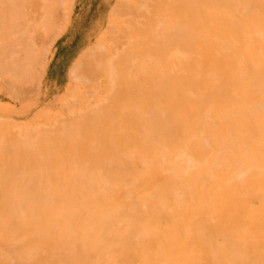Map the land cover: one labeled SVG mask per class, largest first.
Listing matches in <instances>:
<instances>
[{"label":"rangeland","instance_id":"rangeland-1","mask_svg":"<svg viewBox=\"0 0 264 264\" xmlns=\"http://www.w3.org/2000/svg\"><path fill=\"white\" fill-rule=\"evenodd\" d=\"M69 1L70 0H60V2H59V6H57L58 8V11H56V13H57V15H56V13L54 14L55 16H54V22L52 23V24H50V25H48L47 26V23H45V22H43V19L41 20V19H38V24H40L39 23V21H41V24L42 25H44L43 26V28H42V26H40V28L39 27H36L35 26V33L37 32V31H39V32H37V34H38V36H37V38H38V40H36V43H35V40L34 39H36L35 37L34 38H32L31 39V37H30V40H31V42L30 41H28V44H30L29 46L31 47V49L34 51V57H24L23 55H20V56H22V57H20L19 56V53H18V51L17 50H21V48H22V46L20 45V47L18 48V47H16V45H15V47H16V49H13V50H15V52L16 53H18V56H15V55H17V54H14L13 55V53L12 52H14V51H9L8 53L7 52H5L4 50V53L3 52H1L0 53V60L2 59V61H1V63H0V76H2V77H0V118H3L2 120H8V119H12V122L15 124V126H16V123L19 125L20 123H18V121L21 119V121H24L26 124H24V122H21V121H19V122H21V124L20 125H22L23 127H25V130L24 129H22V130H24L25 132H27V130L28 131H32V130H34L35 131V135L36 134H42L43 132H44V130H45V132H47V134H49V132L48 131H46L47 129L48 130H51L55 125L54 124H56L57 122H58V127H62L63 126V133H62V128H61V132L58 130V129H60V128H57V131L56 132H58V133H60V135H58V136H62V135H68V134H65V133H69V131L68 130H70V132H71V129H72V131H74V129H75V131L74 132H71V133H69V134H73V135H70V137L71 136H73L72 138H70V137H68V138H70V139H66V136L64 137V138H61V137H58V136H56L55 138L56 139H54V134L53 135H51V137H48V135H47V138H45L46 140L47 139H49V138H51V139H53V140H51V139H49L48 141L49 142H47V141H45L44 139V143L43 144H38L39 142H40V138H38V140H37V136H35L34 134L32 135V136H30L29 134L31 133H27L28 134V137H27V134L26 133H24V131H21V129L19 130L18 128H16V129H18L19 130V132H23L24 134H22V133H19L18 132V130H17V132H16V130H14L11 126L13 125V123H12V125H10L11 123V120H9L10 122L8 123L10 126H7L8 127V129L10 128V131L11 132H8V133H11L12 134V132H14V133H17V134H15V136H16V138L18 137H22L23 135H25L26 134V136L25 137H27V139L28 140H25V137H22L21 139H23V141L25 140L26 142L24 143L21 139H20V141H22V146L19 144V146L21 147L20 149L19 148H17V146L15 145V144H17V142H15V141H12V139H13V137H14V135L12 136L11 134H7V132H3V127H6L5 125H1L0 126V129H1V127H2V129L0 130V135H2V134H6L8 137H12V139H11V141H12V144L10 143V145L12 146H16V148L15 149H13V152H16L17 154V156L18 157H15V159L13 160L12 158V160H13V166H12V168H13V170L14 171H16V172H18V173H20V175H21V173L23 174V179H25L26 181H28L25 185H23L26 181H24V182H22V183H20L19 182V180H17L16 182L17 183H15L14 181H8V184H7V188H5L4 186H3V188L2 189H5L3 192H1L0 193V195H1V197H0V203H4V202H7V201H9V202H12V201H16V200H19V199H22V200H24V198H28V200H30L31 198H34V200L36 199V201L40 204V203H42L41 201H43V202H47V200H44V198H43V196H42V198L38 195V194H36L38 191L36 190L37 188H38V185L40 186H42V184H43V186H46V188H51V190H52V194H51V196L52 197H60L59 198V201H58V199L57 198H55L53 201H52V205L51 206H57V208L59 207L60 209H62V210H60V212H58L59 214H57V215H59V218L61 219L62 218V220H60V223H59V225H57V226H62V224L61 223H64V221H66V224L69 222V224H67V225H65L66 227L67 226H69V225H71V221H72V219H73V217H72V214L71 213H69L66 209L67 208H69V205L71 204V205H73V206H75V205H78V206H81V204L82 205H86L85 203L86 202H88V201H90V199H91V201L90 202H92V201H95L94 203H96V205L97 206H106L107 207V205H108V209L110 208V210L111 209H115V210H118L119 208H120V211H121V213L120 214H122V215H120L119 214V219H118V221H119V223L121 222L122 224H123V226H122V224L120 223L119 225H117V223L118 222H116V226H119L120 227V225H121V228H119L118 227V229H119V234H120V232L121 233H125L126 231H130V224L132 223L131 222V220H133L134 222H137L136 224H134V225H136V226H140V228H139V226H138V228L139 229H142V228H144V230H147V231H149V233L150 234H152V232L154 233L152 236H154L155 234H157L158 233V236L157 235H155L156 237H155V240L153 239V242H154V245L153 244H148V246H147V250L145 249V252L143 251L144 249H142V248H137V250H134V251H130L128 254H126V255H121V256H124L123 258L122 257H120L119 259H120V261H119V259L118 260H115V259H117L119 256H120V254H123V253H119V254H116V252L118 253V251L117 250H114L115 248V245H114V243H112L113 245H114V247L112 246V244H111V250H112V247H113V250L115 251H109L110 252V254H109V252H107L106 254L105 253H103V254H100V255H97V256H99V258L101 259H99L98 257L97 258H95V257H93V255L92 256H90V257H92V258H90V260L88 259V257H87V259H84V260H82L81 262H83L84 264H86V261H87V263H88V260L89 261H92V259H93V261H92V263L91 264H93V263H95V264H130V263H132V264H138V262H140L141 261V259H139V260H135V259H133V260H131L132 259V257L138 252V251H141L142 252V254H143V257H145V258H147L148 259V257H149V259H148V262L146 263V264H156L157 262V264H175L174 262H170V260L168 259V258H172V253H174V252H176L177 250H182V247L184 246L183 245V242H184V240H186V237H185V235L183 234V232H179V231H175L174 229H173V227H175L176 225H180V230H182V228H183V226L184 225H186L187 226V228H188V230H192V229H194V226H192L195 222H198L197 220H195L193 217H190V211L191 210H193V211H197L200 207H199V205L201 204H203L202 206L203 207H210V205L213 203L212 201H214V195H215V192H218V191H216L217 189H218V187L220 188V185H221V183H223L224 181V183L222 184V187H221V189H223V190H225L224 189V187H225V183H226V180H227V185H229V186H232L233 184L235 185V181H236V184H239V182H241V180H244L245 179V177H247L248 175V173H247V171H246V163L244 162H237V163H235L234 165H232V167H229V168H227V169H219L220 168V165L216 168L218 171H221V172H218L216 169H215V171L216 172H218L219 174H207L208 176H209V178H207L208 176L206 175V176H204L203 178H202V176L201 177H199L198 179L196 178H194L195 176L194 175H196V171H200V169H201V167H202V169H203V166L205 167V165H207V162H209V163H211V162H213L214 163V165H213V167L215 166V163H216V161L219 159V158H222V157H224V159H225V154H222V149H224V148H227V149H229V151L232 153V152H234L232 155L234 156V157H237L238 156V150H239V147H237L236 146V143L233 141V140H231V138L233 137L230 133H231V128H228V127H230L229 125H227V121H232L236 116V114H240L241 112H242V110H245V111H252L254 114H256L258 111L260 112V115H261V113H262V117H263V119H264V109L263 108H261V106L260 105H262V106H264V103H262V102H264V92L262 91V89L264 90V82H263V80H264V77H262V78H259V80H255V78L256 79H258V76H257V73L258 74H260V72L258 71H256L255 69H260L261 67L258 65L257 66V64H255V65H252L251 63V66H253V67H251L250 68V66L249 65H247L246 67H247V69L246 70H248V71H246V73H245V81H244V84H243V86H242V88L240 87L239 88V86H237L238 85V82H235V84H236V86H233V85H231L230 87H231V89H230V87L229 88H227V89H225L224 88V90L222 89V92H221V94L220 93H217V95L218 94H220V95H222V94H225V95H222L221 97H220V95H218V97L215 95V93H214V98H216V99H214V98H212V96H213V93H210V94H212V95H209V98H208V100L209 101H211V102H209L208 100H207V98L205 99L204 97H206V95L208 96V93H206V92H202V93H204V95H203V97H198L199 98V100H197V99H195L196 97H195V95L196 96H198V93H199V95L200 96H202V93H201V90L199 89V90H194V92H196V93H194L192 90H190V91H188V92H182L181 94L183 95V97H182V99H181V96L182 95H180L179 96V94H180V91L177 89L176 90V88H178L179 87V84H180V81H181V78L179 77L181 74H182V72H181V74H178L179 72V70L180 69H182V67L181 68H179V70L177 71V74H175L174 75V73H176V72H174L173 73V75L176 77L175 79H173V78H171V80H170V77H169V75L170 74H172L171 72H173L174 71V66L172 67V68H174V69H171L172 71H170L169 72V70H167L169 67H171L172 65H174V64H177L178 65V67H180V66H182V65H180L179 66V61H177L179 58L178 57H181L182 56V54H184V53H186L187 54V56H189L190 55V53L188 54L187 52H185V49H184V47L183 46H177V47H175L174 45H175V43H178L177 41H175V43L174 44H172L171 46V48L169 49V48H165V44L164 45H162L161 46V44L162 43H158L157 42V40H156V38H154V39H151V38H145V37H148V35L150 36L151 35V33H150V31H152L153 29H154V27H153V25L152 24H148L149 25V27L151 26V28H149L150 30L148 31L147 29V27L146 26H144V27H142L143 25V23L145 22V23H150L151 21V16H152V10L151 9H154V10H156L157 8L156 7H158L159 5L161 6V1L163 2L164 0H157L158 2H159V5L157 6L156 4H154V2H157L156 0L155 1H153V4L155 5V7H151L150 8V10H146L147 8H145L144 6H146V7H148L146 4L148 3V5H150L151 6V4L149 3V0H145V1H143V3L144 2H146V3H141V2H139L138 0H75V3H74V7H73V9H72V11L71 12H68V10H69V6L70 5H68L69 4ZM118 1V2H117ZM151 2H152V0H150ZM66 2H68V4H66ZM77 2V3H76ZM115 2V3H114ZM116 2H117V4H116ZM167 2V1H166ZM60 3H62V4H60ZM65 3V4H64ZM112 3V4H111ZM113 3H114V5H113ZM103 4V5H102ZM106 4V5H105ZM115 4H116V6L117 7H121L122 9H120L121 11V13L120 12H118V14H120V15H118L117 13V16L114 14V16H113V14L111 15V17H112V19H111V17L109 16L110 15V13H111V11H109V10H111V9H113V8H115L116 6H115ZM132 4V5H131ZM143 4V5H142ZM119 5V6H118ZM125 5H127V6H129L130 7V5L131 6H135L136 7V10H135V7L133 6V7H130L131 9H132V12L133 13H131V14H133V15H130V11H128V10H131V9H127L126 8V6ZM163 5V7H165V5H167V3L165 4V2H164V4H162ZM115 6V7H114ZM142 6L144 7V9L148 12V13H151V15H148L147 13L144 15V17L143 18H145L146 19V21H144V22H142V20H140V22L141 23H139L137 20H139V19H141L140 17H139V19H138V16H136L137 14L139 15V13H137L139 10H137V9H139L140 7H141V9H142ZM149 6V7H150ZM105 7V8H104ZM125 7V8H124ZM148 7V8H149ZM163 7H160V8H162V9H158L159 10V12L162 10L163 11ZM77 8V9H76ZM80 8L84 11V15L85 16H82V18H83V23L84 24H81V26L79 27V29H78V34L77 35H75V37H71V40H69L68 41V34H69V31L71 30V28H72V26L73 25H78L81 21H80V19H81V15H82V13H80ZM156 8V9H155ZM124 9V10H123ZM126 9V10H125ZM133 9H134V11H133ZM75 10V11H74ZM102 10V11H101ZM110 13H109V12ZM129 12V13H127V12ZM136 11V12H135ZM141 11V10H140ZM143 11V10H142ZM74 12V13H73ZM101 12V13H100ZM145 12V11H144ZM155 12V11H154ZM157 12V11H156ZM70 13H71V15H70ZM98 13V14H97ZM137 13V14H136ZM143 13V12H142ZM157 14H159V13H157ZM156 14V15H157ZM248 15L249 14H251V13H247ZM88 15V16H87ZM160 15H161V17L160 18H162V13H160ZM67 16H70V21L68 22V24H67V22H66V20H67ZM120 16H122V17H120ZM124 16V17H123ZM141 16V15H140ZM146 16V17H145ZM115 17V18H114ZM2 19L3 18H6V16H2L1 17ZM63 18V19H62ZM97 18V19H96ZM110 18V19H109ZM105 19V20H104ZM110 21H109V20ZM128 19H133L132 21H133V23H132V21H130V24H126L125 25V23H127V22H129L128 21ZM7 20H8V18H6V20H3V22L4 21H6V23H7ZM96 20V21H95ZM137 22H136V21ZM161 20V19H160ZM45 21H46V19H45ZM62 21V22H61ZM108 23H107V22ZM122 21H124V23L122 22ZM150 21V22H149ZM3 22H1L2 24H3ZM106 22V23H105ZM0 23V26H2V24ZM5 23V22H4ZM94 23V24H93ZM119 23V24H118ZM135 23V24H134ZM137 23H139V24H137ZM65 24H67L68 25V27L67 28H65ZM90 24V25H89ZM131 24H134L135 26H132ZM137 24V25H136ZM104 25V26H103ZM122 25H125L126 26V28H128V30L129 29H131L130 30V32L128 31V30H126L125 32H128V33H125V32H123L122 31V28H123V26ZM129 25V26H128ZM141 26V27H139V29H138V26ZM38 26V25H37ZM52 26V27H51ZM94 26H95V28H94ZM114 27L115 28V30H113L114 28H110V27ZM136 26H137V29H138V31H137V29L135 30V31H137V32H134V28H136ZM4 29H6L4 26H2ZM2 27H1V29H2ZM98 27H100V28H98ZM118 27V28H117ZM122 27V28H121ZM153 27V28H152ZM65 28V29H64ZM93 28V29H92ZM104 28V29H103ZM110 28V30H108ZM116 28H117V31H116ZM145 28H147L146 30H145ZM0 29V30H1ZM38 29H40V30H38ZM95 29V30H94ZM98 29V30H97ZM118 29H120V30H118ZM141 29V30H140ZM142 29H144L143 31H144V33H146V36L144 37V38H142V36L144 35V33H143V35L141 36V32H143L142 31ZM32 30H33V28H32ZM42 30H43V33H42ZM93 30V31H92ZM103 30V31H102ZM124 30V29H123ZM132 30H133V32L134 33H132ZM3 31V30H2ZM111 33H110V32ZM112 31H116V32H120L119 34H118V36L116 37V35H117V33H116V35L115 34H113L112 33ZM147 31V32H146ZM153 31H155V29L153 30ZM153 31H152V33H153ZM13 32V31H12ZM55 32V33H54ZM149 32V33H148ZM6 33H9L8 31L6 32ZM31 33V32H30ZM32 33H33V31H32ZM31 33V34H32ZM34 33V34H35ZM42 33V34H41ZM58 33V34H57ZM61 33V34H60ZM94 33H96V35L94 34ZM137 33V34H136ZM148 33V34H147ZM4 34V33H3ZM1 32H0V35H3ZM12 34V33H11ZM11 34H9V35H11ZM21 34V33H20ZM19 33H18V35L19 36H21ZM28 34V33H27ZM26 34V35H27ZM36 34V35H37ZM62 34H63V36H62ZM101 34H106L105 35V38H104V42H103V47L102 46H100V49H98L97 50V52L99 53L100 51H102V49H103V51L105 50L106 52H104V53H106V55L105 56H107V54H108V56L107 57H104V56H101L102 58H104L105 60H107V59H109L110 57H111V54L113 53V55L112 56H114V55H116V57L117 58H115V56H114V58H110V60L112 61V62H110L111 64H110V66H111V68H112V66H113V68L111 69V70H116V71H112L111 73L110 72H108L107 71V69L108 70H110L108 67V64L109 63H107V61H109V60H107L106 61V63H104V59H100V60H98V61H100L101 63H99L100 64V66H101V64H102V67H103V65H105L103 68H101V74L99 73V68H100V66H98V67H96V68H98L97 69V76L96 75H94V77H92L91 76V71H90V69L92 68V64L91 63H93V64H97V62L98 61H96V59H95V54H93V56L94 57H91V55H89L90 56V58H93V59H88V60H90V63H88V64H90L91 66H89L90 67V69L88 68V70H86L87 69V67L86 66H88L86 63V66H84L85 64H81L80 62H81V57L83 56V54H84V51H86V49H88V47L89 46H92L93 44H95L96 43V40H97V38H98V36L97 35H101ZM130 34V35H129ZM134 34V35H133ZM136 34V35H135ZM138 34H140V35H138ZM9 35H7V36H9ZM40 35V36H39ZM46 35V36H45ZM52 37H51V36ZM55 35V36H54ZM122 35V36H121ZM140 36L141 37V39H138V38H140V37H138V36ZM6 36V38H8ZM11 36H14V34L13 35H11ZM16 36V35H15ZM15 36L13 37V38H15ZM27 36H29V35H27ZM33 36H35V35H33ZM87 36V37H86ZM121 36V37H120ZM130 36H132L131 38H129ZM2 37V36H1ZM0 37V38H1ZM26 37V36H25ZM83 37H85V38H83ZM93 37V38H92ZM123 37V38H122ZM125 37V38H124ZM134 37H137V39L136 38H134ZM151 37V36H150ZM3 38V37H2ZM5 38V40H7ZM11 38V37H10ZM78 38V39H77ZM92 38V39H91ZM130 39V40H127V39ZM4 39V38H3ZM48 39V40H47ZM64 39V40H63ZM83 39H90L88 42H87V44H86V42L84 43V44H86V45H84L82 42H83ZM131 39H132V41H131ZM133 39H135V40H133ZM8 40H9V38H8ZM14 40V39H13ZM34 42H33V41ZM62 40V41H61ZM110 40V42L112 43V46L111 47H109V45H111L110 44V42H108V41ZM143 40H145V42L143 41ZM146 40H147V42H146ZM150 41V43H152L153 42V44H151V45H157V43H158V45H157V49L156 48H154V46H151L150 45V43H149V41ZM152 40H154V41H152ZM15 41H16V38H15ZM129 41H131V42H129ZM137 41V42H136ZM1 43H0V48L3 46V47H6V46H8L7 44H6V46L5 45H3V44H5V43H8V42H5L4 43V40H1L0 41ZM10 42H12V40L10 39ZM30 42V43H29ZM39 42V43H38ZM134 42H136V44L134 43ZM156 42V43H155ZM13 43V42H12ZM82 43V44H81ZM109 43V44H108ZM137 43L138 44H140L139 46L137 45ZM144 43H147L146 45H143ZM11 43H9V45H10ZM14 44V43H13ZM12 44V45H13ZM149 44V45H148ZM88 45V46H87ZM125 45V46H124ZM130 45V46H129ZM136 45V46H135ZM123 46H124V49H123ZM142 46V47H141ZM149 48H148V47ZM163 46H164V49H163ZM190 46L191 45H189L188 47L190 48ZM2 47V48H3ZM14 47V48H15ZM30 47H29V50L27 49V47L25 46V48H24V45H23V50H22V52H27V51H31L30 50ZM75 47V48H74ZM115 47V48H114ZM144 47V48H143ZM151 47H153V49L151 48ZM159 47V48H158ZM162 47V48H161ZM175 47V48H174ZM179 47H181V49L179 48ZM1 48V49H2ZM7 48V47H6ZM6 48H4V49H6ZM8 48H9V46H8ZM115 50H114V49ZM118 48V49H117ZM127 48V49H126ZM137 48V49H136ZM147 48L151 51V50H153V53H156L157 55H159L158 57L156 56L155 57V55L152 57L150 54H149V50H148V52H147ZM151 48V49H150ZM177 48H179V50H178V53H180L181 54V56H179L180 54H176V57L174 58L173 57V59H171L172 57H170V55H169V57L167 56L168 54H171V53H168L167 55H165L166 53H163L164 51L166 52V50H167V52L169 51H171L172 49V51H174V52H172V53H175V52H177ZM24 49H27L26 51L24 50ZM37 49V50H36ZM109 49V50H108ZM136 49V50H135ZM138 49L139 50H141L140 52L138 51ZM156 50V52H155V50ZM169 49V50H168ZM191 49H193V45H192V47H191ZM19 50V51H20ZM36 50V51H35ZM111 50V51H110ZM122 51V52H118V51ZM144 50H145V52H144ZM160 50H161V53H163V54H160L159 52H160ZM1 51V50H0ZM44 51H47L46 53H44ZM83 51V52H82ZM103 51L102 52H100V53H102L103 54ZM111 53H110V52ZM115 51H117V52H115ZM129 51H130V53H129ZM138 53H137V52ZM163 51V52H162ZM11 52V53H10ZM37 52H39V55L38 56H35V55H37L38 53ZM41 52L42 53H44V54H41ZM72 52V53H71ZM134 52H135V54L136 55H134ZM143 52L145 53V54H143ZM147 52V53H146ZM182 52V53H181ZM184 52V53H183ZM5 53H7L6 55H7V57H6V55L4 56V54ZM117 53V54H116ZM118 53H121L123 56H121V54L119 55ZM140 53V54H139ZM151 53V52H150ZM23 54V53H22ZM126 54V55H125ZM149 54V55H148ZM186 54H184V56H182V57H185V55ZM11 55H13V56H11ZM43 55V56H42ZM57 55V56H56ZM80 55H82L81 57H80ZM100 55V54H99ZM98 55V56H99ZM104 55V54H103ZM138 55V56H137ZM160 55H163V57H165V56H167L168 57V59L167 58H165V60H164V58H161L160 57ZM178 55V56H177ZM193 55H195V54H193ZM3 56H4V58H3ZM40 56H41V59H39L40 58ZM87 56V55H86ZM89 56H87V57H85L84 56V58H88ZM118 56H120V58L118 57ZM129 56L131 57L130 59H129ZM142 56L145 58H142ZM186 56V57H187ZM191 57H192V54L190 55ZM6 57V58H5ZM12 57H13V60H12ZM15 57V58H14ZM97 57V56H96ZM7 58H9L8 60L9 61H11V62H9L8 60H7ZM26 58H27V60H26ZM34 58V59H33ZM81 58V59H80ZM83 58V59H84ZM98 58V57H97ZM107 58V59H106ZM119 58V59H118ZM122 58V59H121ZM126 58H127V60H126ZM137 58H142V62H143V59L146 61V63L145 62H143V63H141L140 64V60L138 59V60H136ZM151 58H156V59H159V58H161V60L160 61H165V62H171V66H170V64L168 63V65H169V67H168V65H167V63H165L164 61L162 62V63H164V65L161 63V64H158L159 62H157L158 60H156L155 61V59H154V61H153V59H152V61H150L151 60ZM178 58V59H177ZM95 59V61H93ZM133 61H132V60ZM148 59V60H147ZM163 59V60H162ZM168 61H167V60ZM174 59H176V60H174ZM264 58L262 57V59H261V62H262V65L264 66V64H263V60ZM30 60H32V61H30ZM36 60H37V62H36ZM80 60V61H79ZM87 60V61H88ZM118 60H119V65H118ZM120 60H121V62H120ZM123 60V61H122ZM180 60V59H179ZM263 60V61H262ZM20 62V66H17L18 65V63ZM26 61H30L29 63L31 64H28V62H26ZM36 63H35V62ZM39 61H41V63L39 62ZM92 61V62H91ZM102 61H103V63H102ZM113 61H116L115 63L113 62ZM133 62L134 63V61H135V68H138V67H140L139 69H141L143 66H144V68H147V69H145V71L146 72H144V70L141 72L142 74H143V76L145 75H148L149 73L151 74H149L148 76L150 77V80H152V82H154L153 81V79L152 78H154L155 79V81H157V83L155 82V86H157L156 87V89H155V87H154V83H152L151 85H153V87L151 86L150 88H151V90L153 89V90H157V91H159V89L160 90H162L160 93H161V95L160 94H155V92H153V90L151 91L150 90V92L152 93H154V95H155V97H154V95H151V93L147 96V86H150V85H147L146 84V80H149V79H144V80H142L143 79V76H141V73H137V75L134 73V67L132 68V67H130L129 68V66H128V64H130L131 62ZM9 62V63H8ZM13 62V63H12ZM39 62V63H38ZM85 62V61H84ZM123 62V67H122V65H121V63ZM126 62V63H125ZM128 62H130V63H128ZM139 62V63H138ZM149 62V63H148ZM260 62V63H261ZM5 63H7V64H5ZM13 65H12V64ZM26 63V64H25ZM33 63H35V64H33ZM83 63V62H82ZM133 63H131V65L133 66ZM138 64V67H136V65ZM152 63H156V64H154V66H152V68L150 67V65H153ZM239 63V62H238ZM237 63V64H238ZM242 63V62H241ZM259 63V64H260ZM4 64V65H3ZM22 64H24V66L22 65ZM37 64V65H36ZM39 64V65H38ZM80 64H81V68H82V72H81V75H80V71H78V70H80L81 68H79L80 67ZM95 64V65H96ZM98 64V65H99ZM113 64V65H112ZM146 64H147V66H146ZM166 64V65H165ZM2 65L4 66V67H2ZM5 65L7 66V67H5ZM26 65H28V66H30L29 68L30 69H24L23 67H25V68H27V66ZM35 65V66H34ZM42 65V66H41ZM79 65V66H78ZM83 65V66H82ZM121 65V66H120ZM128 66L127 68L129 69L128 71H126L127 69H126V67L125 66ZM140 65V66H139ZM157 65H161V66H157ZM241 65V66H240ZM41 66V67H40ZM77 66V67H76ZM107 66V69L105 68ZM116 66V67H115ZM120 66V67H119ZM146 66V67H145ZM149 66V67H148ZM164 66V67H163ZM243 66V68H246L245 67V65L242 63V64H239V67H242ZM17 67L19 68L20 67V69H17ZM35 69H34V68ZM117 67H119V68H117ZM156 67V68H155ZM160 67H163V68H161L162 70L163 69H165L166 67H167V69L164 71L165 72V74L163 73V71L162 72H160ZM178 67H176V70H177V68ZM9 68V69H8ZM95 68V67H94ZM94 68H92L93 70H92V72L93 71H95L96 72V69H94ZM250 68V69H249ZM48 69V70H47ZM71 69V70H70ZM106 69V70H105ZM121 69V70H120ZM124 69H126L125 71H124ZM143 69V68H142ZM17 70H19V71H17ZM33 72V74H39V75H33L32 73H31V71ZM34 70V71H33ZM69 70V71H68ZM74 70V71H73ZM105 70V71H104ZM119 70V71H118ZM123 70V71H122ZM137 70V69H136ZM250 70V71H249ZM254 70V71H253ZM15 71V72H14ZM25 71H27V72H25ZM38 73H37V72ZM87 72V73H84V72ZM122 71V72H121ZM138 71V70H137ZM148 71V72H147ZM153 71V72H152ZM156 71H159L160 72V74H162L163 73V75H164V77H166V75H167V71H168V76L166 77L168 80H170L171 81V83H170V81H168L167 80V82H169V83H166V82H164V85H163V82L162 81H160L158 78L161 76V75H159V77H156L157 75L155 74V72ZM193 71V70H192ZM255 71H256V74H255ZM7 72V73H6ZM10 72V73H9ZM12 72V73H11ZM36 72V73H35ZM75 72V73H74ZM95 72H93V74H95ZM107 72V75L105 74V73ZM125 72H127V74H128V76H126V73ZM129 72V73H128ZM254 72V73H253ZM48 73V74H47ZM53 73H55V74H53ZM79 73V74H78ZM84 73V74H83ZM90 73V74H89ZM104 73V74H103ZM115 73V74H114ZM117 73H119V74H117ZM123 73V74H122ZM131 73L133 74V77H132V75H131ZM146 73H148V74H146ZM154 73V74H153ZM156 73H158V72H156ZM170 73V74H169ZM192 73V72H191ZM75 75V77H74V75ZM77 74V75H76ZM85 74L87 75V76H91V77H89V79L85 76ZM92 74V75H93ZM100 74V77H102V78H100V77H98V75ZM103 74V75H102ZM112 74V75H111ZM159 74V73H158ZM11 75V76H10ZM29 75V76H28ZM82 75H84V76H82ZM104 75H105V78H104ZM112 76V78L114 79V76L116 77L115 79H117V80H113V79H111V76ZM131 75V76H130ZM156 75V76H155ZM179 75V76H178ZM246 75H248V76H246ZM249 75H250V77H249ZM34 76V77H33ZM73 76V78H74V80H73V78H71ZM96 76V77H95ZM110 76V77H109ZM118 76V77H117ZM125 76V77H124ZM135 76L137 77V79L139 78V77H141L140 79L142 80V82H141V80L140 79H138V81H137V79L135 78ZM152 76V77H151ZM171 76V75H170ZM178 76V77H177ZM193 76H194V71H193ZM40 77V78H39ZM124 79V81L125 82H122V78ZM163 77V76H162ZM161 77V78H162ZM164 77H163V81H164ZM169 77V78H168ZM248 77V78H247ZM21 78V79H20ZM86 78V79H85ZM94 78V81H92V80H90V79H93ZM95 78H100V79H95ZM105 80H104V79ZM108 78L112 81H110L111 82V84H109L108 82H109V80H108ZM120 78V79H119ZM125 78H127V79H125ZM145 78V77H144ZM147 78V77H146ZM157 78V79H156ZM200 78H202V77H200ZM251 78V79H250ZM6 79V80H5ZM33 79V80H32ZM52 79V80H51ZM87 79L88 80H90V81H87ZM102 79V80H101ZM129 79H131V80H129ZM137 81V83H139L138 85H139V89H143L145 86V88L143 89L144 91H147V92H143V93H147L146 94V96H144V97H146V100H144V99H142V98H144L142 95V92H141V95L138 97L137 95H135L136 94V92L134 93L133 92V89H135L136 88V90L138 89L137 88V84H136V82L134 81ZM262 79V80H261ZM76 80H78V81H76ZM82 81V82H80V81ZM99 80H100V82H102V83H99ZM107 80H108V82H107ZM121 80V81H120ZM127 80H129L128 82H130V83H126L127 82ZM149 80V81H150ZM159 80V81H158ZM175 80V81H174ZM261 80V81H260ZM26 81V82H25ZM84 81V82H83ZM105 81V82H104ZM132 81H133V83H132ZM144 81H145V84L146 85H144ZM253 82V83H250V82ZM6 82V83H5ZM10 82V83H9ZM104 82V83H103ZM117 83V85L116 84H114V83ZM120 83V85H119V83ZM148 82V81H147ZM162 83V84H160L159 85V83ZM176 82L178 83V84H176ZM260 82V83H259ZM4 83V84H3ZM85 83V84H84ZM123 83V84H122ZM248 83H250L251 85H249ZM255 83V84H254ZM263 83V86L261 85ZM37 84V85H36ZM97 84H100V85H97ZM104 84H106V85H104ZM113 84V85H112ZM127 84H128V87H127ZM133 84H135L134 86L135 87H133ZM141 84V85H140ZM144 86H143V85ZM149 84V83H148ZM158 84V85H157ZM172 84H174V85H177V86H175L176 88H174L173 89V87H172V90H171V87H170V85H172ZM18 85V86H17ZM132 85V86H131ZM161 85H163V88H162V86ZM181 85V84H180ZM254 85V86H253ZM102 86H103V88H102ZM110 86H114L113 88H110L109 89V87ZM131 86V87H130ZM142 86V87H141ZM161 86V87H160ZM173 86V85H172ZM251 86H253V87H251ZM262 86V87H261ZM108 87V88H107ZM129 87H130V89H129ZM133 87V88H132ZM233 87H235L234 88V90H233ZM238 87V88H237ZM251 87V88H250ZM256 87H258V88H261V89H259L258 91H257V88ZM20 88V89H19ZM23 88V89H22ZM124 88H126L127 89V91L126 92H124V93H122V91L120 90V92L121 93H119L118 95H116L119 91V89H122L123 91H124ZM159 88V89H158ZM181 88V86L179 87V89ZM100 89V90H99ZM102 89H104V90H102ZM108 89L110 90L109 92H110V94L112 95H108L109 94V92H108V94H107V91H108ZM125 89V90H126ZM129 89V90H128ZM132 89V90H131ZM229 89V90H228ZM252 89V90H251ZM88 90H89V92H88ZM96 90H98V91H96ZM106 90V91H105ZM111 90H115V91H113L112 93H111ZM136 90H134V91H136ZM255 90H256V92H255ZM6 91V92H5ZM87 91V92H86ZM91 91H92V93L94 94V95H91ZM102 91V92H101ZM130 91V93H131V91H132V93L134 94V96H133V94H128L127 92H129ZM142 91V90H141ZM179 92L178 93V95H177V98H176V96H175V93L174 94H172V92ZM226 91H228L227 93H226ZM261 91V94H259V92ZM10 92V93H9ZM95 92H96V94H95ZM100 92H101V94L103 95L104 93V97H106L107 98V101H105V99L106 98H104V100L103 101H105V105H104V103L101 105L100 103V108L99 107H96L97 105H96V103L95 104H93V102H95V101H98V102H101V100L99 99V98H101V96L102 95H99L98 96V94L97 93H99L100 94ZM138 92H140V91H138ZM165 94H164V93ZM168 92V93H167ZM191 92V93H190ZM255 92V98H256V96H257V98L258 99H253V95L254 94H252V93H254ZM13 93H15V94H13ZM114 93V94H113ZM152 93V94H153ZM157 93H159V92H157ZM167 93V94H166ZM185 93H187V94H189V95H185ZM194 93V94H193ZM257 93H258V95H257ZM17 94V95H16ZM108 95V96H105V95ZM125 94V95H124ZM128 94V95H127ZM140 94V93H139ZM163 94V95H162ZM190 94H193V95H190ZM226 94H227V96H226ZM250 94H252V95H250ZM12 95H14V96H12ZM21 96V98L19 97V96ZM96 95H97V97H99V98H97L96 97ZM116 95V96H115ZM119 95H121V96H119ZM126 95H127V97H126ZM157 95H159V99H157L158 98V96ZM230 95V96H229ZM260 95H261V98H260ZM18 96V97H17ZM111 96V97H110ZM113 96H114V99H113ZM118 96L120 97V100H119V98H118ZM123 96H125L126 98H125V100H124V97ZM131 98H130V97ZM137 96V97H136ZM151 96H153V97H151ZM166 96V97H165ZM169 96V97H168ZM174 96V97H173ZM185 96H187V97H190L189 98V102H188V98L187 97H185ZM191 96H193L192 97V99H191ZM246 96H248L247 98H246ZM95 97V98H94ZM129 97V98H128ZM140 97H141V99H140ZM157 97V98H156ZM161 97H162V101H161ZM195 97V98H194ZM224 97V98H223ZM250 97V98H249ZM16 98V99H15ZM86 98L88 99L87 101H86ZM89 98H91V100L93 101V99H96V100H94L93 102H91L92 104H89L90 102H88L90 99ZM112 98V99H111ZM118 100H117V99ZM151 98V99H150ZM173 99V101L171 100V99ZM180 98V99H179ZM187 98V99H186ZM222 98V99H221ZM73 99V100H72ZM85 99V100H84ZM98 99V100H97ZM103 99V98H102ZM109 99V100H108ZM124 101H123V100ZM128 99V100H127ZM131 99V100H130ZM135 99H137V100H135ZM157 99V102H158V104L159 105H156V100ZM175 99V100H174ZM177 99V100H176ZM179 99V100H178ZM193 99H195L196 101H193ZM202 99V100H201ZM203 99H205V101L203 100ZM213 99V100H212ZM221 99V100H220ZM224 99V100H223ZM252 99V100H251ZM72 100V101H71ZM75 100H76V102H75ZM100 100V101H99ZM113 100H114V102H113ZM148 100H150V101H148ZM169 100V101H168ZM187 101L186 103L184 102V101ZM214 100H215V102H214ZM229 100V101H228ZM74 101V102H73ZM78 101H79V105L77 104L78 103ZM102 101V102H103ZM110 101V102H109ZM125 101H127V102H125ZM132 101V102H131ZM137 101V102H136ZM141 101V102H140ZM145 101V102H144ZM151 101H153V102H151ZM165 101V102H164ZM172 101V102H171ZM198 101H202V102H200V103H198ZM218 101V102H217ZM220 101V102H219ZM221 101H222V103H221ZM72 102H73V104H72ZM88 102V104L86 105V103ZM97 102V103H98ZM101 102V103H102ZM106 102H107V104H108V102H109V106L106 104ZM129 102V103H128ZM143 102H144V104H143ZM148 102H150L151 104H153V105H151L150 103L148 104ZM163 102H164V104H163ZM168 102H170V103H168ZM180 102L183 104V102H184V104H185V107H181V108H183V109H178L179 107H180ZM204 102H205V104H204ZM209 102V103H208ZM70 103H71V105H70ZM113 103V104H112ZM127 103V104H126ZM136 103V104H135ZM141 103V104H140ZM146 103V104H145ZM161 103V104H160ZM172 103V104H171ZM213 103H215V104H213ZM262 103V104H261ZM65 104H68V105H65ZM75 104V105H74ZM117 104V105H116ZM120 106H119V105ZM124 104V105H123ZM126 104V105H125ZM130 104H133V106H135V107H137L138 108V110H136V108L135 107H132V105H131V107H130ZM137 104H138V106H137ZM163 104V105H162ZM168 104V105H167ZM184 104L182 105V106H184ZM189 104H191V105H189ZM197 104V105H196ZM198 104H199V106L201 107H199L198 106ZM212 105L211 107H210V105ZM220 105V107H219V105ZM70 105V106H69ZM90 105V109L88 108V106ZM96 105V106H95ZM106 107V109H105V112H107V114L108 113H110V114H108V115H111V112L113 111V109H114V111H116V114H118V115H116V116H118V117H114V111H113V113H112V115L111 116H109V117H114V119L116 120H114L113 121V119L112 118H109V117H107L108 115L103 111L104 110V106ZM107 105V106H106ZM140 105H142L141 107H140ZM144 105V106H143ZM148 105H149V107H148ZM164 105H165V107H164ZM176 105V106H175ZM206 106L205 107V109H204V107H202V106ZM207 105H208V107H207ZM216 105V106H215ZM63 106V107H62ZM91 106H95L94 108H95V110H94V108L93 107H91ZM111 106H112V109H111ZM116 106H118V107H116ZM123 106V107H122ZM155 106V107H154ZM157 106H159L158 108H157ZM161 106H163L164 108H162ZM167 106V107H166ZM171 106V107H170ZM172 106L174 107L175 106V108L174 109H176L177 108V106H178V110H182V111H184V110H190V112H191V114L193 113L192 112V110L194 111V114H192V118L190 119V123H189V126L188 127H186V129L185 128H183V127H179L178 128V130L175 132V133H173L172 134V136L170 135V133H169V131H167L166 130V128L165 129H161L160 127H158L159 125H158V123L160 124V125H162L161 127L162 128H164L165 127V125H167V124H165L166 122H167V120L170 118V119H172V113H170V111H174L173 109H171L172 108ZM192 106H193V108H192ZM198 106V107H197ZM226 106L228 107V108H226ZM251 106H253V107H251ZM71 107H73V109L71 108ZM83 109H82V108ZM110 107V108H109ZM124 107H126V108H124ZM130 107V108H129ZM139 107H140V109H139ZM147 107V108H146ZM152 107V108H151ZM168 107L171 109H169L168 110ZM210 107V108H209ZM242 107V108H241ZM86 108H88L87 110H86ZM99 108V109H98ZM122 108V109H121ZM129 108V109H128ZM149 108H151V112H150V109ZM155 108V109H154ZM166 108V109H165ZM184 108H186V109H184ZM199 108V109H198ZM212 108V109H211ZM219 108V109H218ZM262 110H261V109ZM64 111H63V110ZM69 109H71L70 111H69ZM93 109V110H92ZM112 110V111H106V110ZM125 109H127V110H125V112H124V110ZM133 110V112H132V110ZM136 111H135V110ZM218 109V110H217ZM252 109V110H251ZM254 109V110H253ZM86 110V111H85ZM131 112H130V111ZM143 110V111H142ZM186 110V111H187ZM213 110H216V111H213ZM227 110V111H226ZM87 111H90V112H87ZM102 111H103V117L104 118H109L110 120H112L113 121V124L111 123V121H107L108 122V124H107V122L105 121V119L103 120V121H101V119L100 118H102L103 119V117H102V114H100V113H102ZM124 112V114L125 115H127V116H125L122 112ZM137 111H139V112H137ZM146 111V112H145ZM205 111V112H204ZM223 111L225 112V113H223ZM256 111V112H255ZM74 112H76V113H74ZM84 112V114H85V116H84V114H82ZM92 112V113H91ZM97 112H100V113H97ZM127 112V113H126ZM154 112V113H153ZM157 114H156V113ZM170 114H169V113ZM209 112V113H208ZM217 112V113H216ZM71 113H74V114H71ZM91 113V114H90ZM122 113V114H121ZM131 113H134V114H132V115H130ZM141 113H143V114H141ZM145 113V114H144ZM166 113H167V115H166ZM196 113V114H195ZM216 113V114H215ZM219 113V114H218ZM97 115L98 114V117H96L95 115ZM100 114V115H99ZM149 114H150V116H149ZM152 114L154 115V116H152ZM156 114V115H155ZM198 114H200V116L198 115ZM212 114H215V116H213ZM224 114H226V115H224ZM59 115L61 116L60 118H58L59 117ZM73 115V116H72ZM89 115V116H88ZM194 115V116H193ZM196 115H197V117H196ZM202 115V116H201ZM219 115V116H218ZM220 115H222V116H220ZM24 116H25V118H24ZM27 116V117H26ZM56 116H58L57 117V119H56ZM69 116V117H68ZM82 116V117H81ZM88 116V117H87ZM90 116H92V117H90ZM99 116H100V118H99ZM130 116V117H129ZM217 116H218V118H217ZM71 117V118H70ZM94 117V118H93ZM120 117V120L118 119ZM124 117V118H123ZM152 118V119H148V118ZM155 117V118H154ZM168 117V119L166 120V118ZM210 117V118H209ZM220 117V118H219ZM228 117H229V119H228ZM63 118H65V120H66V122L67 123H62L61 124V119H63ZM79 118V119H78ZM97 118H99V119H97ZM121 118H123L122 120H123V122L124 123H122L123 125H121L120 124V122L118 123V121H121ZM130 118H132L131 120L133 121L132 123H131V120H130V122L128 123V120L130 119ZM145 118H147L146 120H145ZM163 118H165V119H163ZM194 118V119H193ZM197 118V119H196ZM233 118V119H232ZM24 119V120H23ZM56 119V120H55ZM71 119V120H70ZM76 119V120H75ZM92 119V120H91ZM93 119H95V120H93ZM108 119V120H109ZM118 119V120H117ZM125 119V120H124ZM127 119V120H126ZM134 119V120H133ZM136 119H138L137 121H136ZM143 119V120H142ZM157 119V120H156ZM159 119L161 120V119H163V120H161V121H159ZM214 119V121H216V122H214V121H212ZM228 119V120H227ZM1 119H0V122H3ZM6 120V121H7ZM59 120H61V121H59ZM65 120H63L64 122H65ZM68 120V121H67ZM88 120V121H87ZM98 120V121H97ZM107 120V119H106ZM140 120V123H141V121H142V123L141 124H143V126H141V124L140 123H138V121ZM5 121V122H6ZM55 121H56V123H55ZM69 121H72V125H71V122L69 123ZM74 121V122H73ZM150 122V123H148V122ZM153 121H154V123H153ZM164 121V123H162ZM197 121V122H196ZM201 121H203V123H201ZM210 121V122H209ZM218 121L220 122V123H218ZM224 121V122H223ZM5 122H3V123H5ZM8 122V121H7ZM7 122L5 123V124H7ZM54 122V123H53ZM60 122V123H59ZM80 122V123H79ZM91 122V123H90ZM99 124H98V123ZM102 122V123H101ZM104 122H105V125H104ZM115 122H117V123H115ZM122 122V121H121ZM157 122V123H156ZM207 122V123H206ZM211 123V125H209V123ZM212 122H213V124H212ZM115 123V124H114ZM133 123H135V124H133ZM139 124V125H136V124ZM146 123V125L147 124H151V125H149L148 127L150 128V126H151V130H152V128H155V129H153L154 131V133H152V131L150 130V132L149 133H152V134H148V137L146 136L147 135V133L145 134L143 131L145 130V132L147 131L148 132V130H146V128H148V127H146L145 129H144V124ZM153 123V124H152ZM216 123L218 124V126H216ZM2 124V123H1ZM7 124V125H8ZM30 126H29V125ZM59 124H61L60 126H59ZM67 124V126H65ZM110 124H112V125H110ZM117 124V125H116ZM125 124V125H124ZM154 124H157V126H155ZM190 124H191V126H190ZM209 125V126H207V125ZM48 125H50V126H48ZM57 125V124H56ZM74 125V126H73ZM76 125V126H75ZM79 125V126H78ZM88 127H87V126ZM95 125V126H94ZM102 125H103V129H102ZM128 125V126H127ZM153 125V126H152ZM205 125V126H204ZM213 125H214V127H213ZM221 125H223V126H221ZM227 126V129H226V127L225 126ZM33 126V128H31ZM34 126L36 127V130H35V128H34ZM38 126V127H37ZM40 126V127H39ZM45 126L46 128H47V126H48V128L47 129H45V127L43 128V127ZM71 126H72V128H71ZM109 126H110V128H109ZM111 126H113V128L114 129H111L112 127ZM119 126V127H118ZM122 126H126L125 128L127 129H124ZM132 126H135L136 127V129H134L135 130V135L137 134V133H139V134H137V138L135 137H133V134H134V130H133V127ZM192 126H194V127H192ZM202 126V127H201ZM203 126L205 127L204 128V131L203 130H201V131H203V132H201L200 133V131H198V130H200V129H203ZM211 126L213 127V130H212V128H211ZM17 127H19V126H17ZM29 127V128H28ZM49 127H51V129H49ZM69 129H68V128ZM73 127H75V128H73ZM128 127H131V129L130 128H128ZM134 127V128H135ZM198 127V128H197ZM200 127V128H199ZM211 129H210V128ZM12 128V129H11ZM19 128H21V126L19 127ZM40 128V129H39ZM65 128H67V131H65L66 129ZM71 128V129H70ZM79 128V129H78ZM87 128V129H86ZM89 128V129H88ZM97 128V129H96ZM107 128V129H106ZM139 128L141 129V130H143V131H141V130H139ZM159 128H160V130H159ZM183 128V130H181V129ZM207 128V129H206ZM221 128V129H220ZM225 128V130H222V129H224ZM6 129V128H5ZM32 129V130H31ZM41 129H44L43 131L41 130ZM84 129V130H83ZM99 129V131H102V133H99V132H97V130ZM112 131V132H114V133H112L110 130ZM118 129V131H120L121 132V134H120V132H116V130ZM121 129V130H120ZM125 131H124V130ZM185 129V130H184ZM189 129H190V131H189ZM209 129V132L208 131H206V132H208V133H205L204 134V132H205V130H208ZM216 129V130H215ZM37 130H38V132H37ZM53 130V129H52ZM51 130V131H52ZM84 132H83V131ZM89 132H88V131ZM105 130V131H104ZM107 130V131H106ZM113 130H115V131H113ZM137 130V131H136ZM139 130V131H138ZM182 132H181V131ZM194 130V131H193ZM215 130V132L216 131H219V133L220 134H218V132H211V131H214ZM33 131V132H34ZM40 131H42V132H40ZM53 131H55V129L53 130ZM53 131L51 132V133H53ZM94 131V132H93ZM95 131H96V133H95ZM131 131V132H130ZM143 132L142 134H144V136H146V137H143L142 136V134H141V132ZM160 131H162L161 133H160ZM167 131V132H166ZM178 131H180V132H178ZM189 131V132H188ZM193 131V132H192ZM226 131V134L224 133ZM228 131V132H227ZM1 132H2V134H1ZM44 132V133H45ZM82 132V134H80ZM125 132H127L126 134H125ZM133 132V133H132ZM186 132V133H185ZM194 132L196 133L195 135H194ZM199 132V133H198ZM88 134L87 136H85V134ZM108 133V134H107ZM112 133V134H111ZM116 133V134H115ZM163 133H164V135H165V133L169 136H171L172 138H169V137H167V139H165L166 137L163 135ZM179 133H180V135L182 136H179ZM187 133H188V135H190V134H193L194 136H192V137H194V138H192L191 140H190V142L188 143V144H190V146H191V150H190V146L188 145V144H186L187 143V141H186V139H187ZM211 133H213V134H210ZM224 133V134H223ZM229 133V134H228ZM18 134H21V135H18ZM62 134V135H61ZM111 134V135H110ZM113 134H115L114 136H112ZM123 134H124V136H123ZM197 134H199L198 136H197ZM200 134H202V135H200ZM205 135V137H203L204 135ZM216 134H218L221 138L224 136H226L225 137V139H224V137L222 138V139H220L219 140V137H217V139L215 138V135ZM251 134V135H250ZM248 136V144L246 145L247 146V148H246V146L244 145V150H247V152L248 153H253V155H254V158H256V163H259V162H261V161H264V148H262V146H264L263 144H264V141H260L259 139L262 137L258 132H256V131H252L251 133H250ZM46 135V134H45ZM78 135V136H77ZM96 135V136H95ZM120 135V136H119ZM157 136V138H156V136ZM176 135V138L177 139H175L174 140V136ZM177 135L179 136V137H177ZM184 135H186V136H184ZM209 135H210V137L212 136V135H214L212 138H210L209 137ZM231 135V136H230ZM40 136H42V138H44L43 136H44V134H42V135H40ZM91 136H92V138H91ZM94 136V137H93ZM110 136H112L111 137V140H110ZM122 136V138H119V137H121ZM128 136H130L129 138H128ZM139 136V137H138ZM162 136H164V138H162ZM191 136V135H190ZM1 138H2V136H0ZM31 137H33V138H31ZM39 137V136H38ZM46 137V136H45ZM58 137V138H57ZM63 137V136H62ZM99 137V138H98ZM102 139H101V138ZM109 137V138H108ZM135 139H133V138ZM142 137L144 138V139H142ZM161 137V138H160ZM174 137V138H173ZM198 137H200V139L199 140H201V137H203V140L205 141V140H208V141H206L207 142V147L206 146H204V150H203V153L205 154H207L206 155V157L208 158H205V163H203L201 160H199V159H197L194 155L196 154V153H202V150H201V148H200V146L198 145L197 146V148L196 149H194L193 148V143H197V142H199V143H202L203 145H205L206 143H203V140H201V141H198L197 139H198ZM206 137H208V138H206ZM255 138V139H252V138ZM0 138V139H1ZM3 138H4V140L3 141H5V135L3 136ZM31 138V141H36L37 143H35L34 142V145H32L31 144V141H29V139ZM36 138V139H35ZM60 138V139H59ZM73 138H74V140H73ZM77 138H78V140H77ZM82 138H84L85 140H87L86 141V144H83L82 143ZM263 139H264V136L262 137ZM261 138V139H262ZM63 139H64V141H63ZM112 139H113V141H112ZM115 139H117V140H115ZM122 139V140H121ZM127 139V140H126ZM131 139V140H130ZM133 139V140H132ZM168 139H170V140H168ZM250 139H252V140H250ZM2 140V139H1ZM0 140V141H1ZM8 140V139H7ZM15 140V139H14ZM18 141H19V139H17ZM43 140H41V142L40 143H42V141ZM102 140H104V141H102ZM109 140V141H108ZM121 140V141H120ZM123 140H124V142H123ZM129 140V141H128ZM148 140V141H147ZM168 140V141H167ZM211 140V141H210ZM213 140H214V142H213ZM215 140H218V141H220L219 143H218V141L216 142ZM227 140V141H226ZM231 140V141H230ZM10 141V142H11ZM30 143H29V142ZM55 141V142H54ZM58 142V144H57V142ZM60 141H61V143L62 144H64L63 142H65V144H64V146H65V149H64V146L62 145V144H60ZM67 141H69V142H67ZM90 142V147L88 146V144L89 143H87V142ZM95 141V142H94ZM98 143H97V142ZM102 141V142H101ZM126 141V142H125ZM138 141V142H137ZM141 141V142H140ZM156 142V146H155V142ZM171 141V142H170ZM223 141V142H222ZM228 142V143H226V142ZM234 143H233V142ZM258 141V142H257ZM71 142V143H70ZM74 142H75V144H74ZM76 142H77V144H76ZM85 142V141H84ZM91 142H92V144H91ZM100 142V143H99ZM105 144H104V143ZM116 142V143H115ZM119 142H120V144H119ZM141 144H140V143ZM153 142V143H152ZM186 142V143H185ZM193 142V143H192ZM216 142V143H215ZM261 142V143H260ZM262 142H263V144H262ZM8 144H9V142H7ZM19 143V142H18ZM28 143H29V145H28ZM48 143V144H47ZM67 143V144H66ZM69 143V144H68ZM80 143H82V144H80ZM95 143H97V144H95ZM115 144L114 146L112 145V144ZM118 143V144H117ZM126 143V144H125ZM138 143V144H137ZM152 145H151V144ZM175 143V144H174ZM179 143V144H178ZM225 143V144H224ZM233 143V144H232ZM256 143H257V145H256ZM259 143V144H258ZM28 145V146H23V145ZM36 144H38V145H40V146H38V145H36ZM53 144H55V146H57L56 148H54L53 146ZM57 144V145H56ZM59 144H60V146H59ZM102 144H104V145H102ZM135 144H136V146H135ZM174 144V145H173ZM177 144V145H176ZM209 144H211V147H208V145ZM219 144H220V147H218L219 146ZM234 144H235V146H234ZM262 144V145H261ZM31 145V146H30ZM37 147H36V146ZM81 145H83L82 147H81ZM86 145H87V147H86ZM101 147H100V146ZM125 145V146H124ZM131 145V146H130ZM134 145V146H133ZM143 145V146H142ZM150 145L151 146H153V148H155L156 147V149H158V151H157V153L155 154V153H151V149H150ZM166 147H169L170 149H176L175 147L177 146V149L178 150H170V151H167L166 150V148H165V146ZM172 145L174 146L173 148H172ZM228 145V146H227ZM258 145H259V149H258ZM34 146H35V149H33L34 148ZM62 146V147H61ZM70 146V147H69ZM76 146H78V147H76ZM100 148H99V147ZM111 146V147H110ZM139 146H141V147H143V149L141 148H139ZM162 146H164V149L166 150L165 152H167L166 153V156L164 157V155L165 154H163V158H161V156H160V154H159V149H162L163 147ZM186 146H188V148H186ZM213 146V147H212ZM257 147V149H256V147ZM25 147H27L26 149H25ZM31 147V148H30ZM39 147V148H38ZM53 147V151H52V148ZM58 147H60V148H58ZM75 147V148H74ZM79 147H81V148H79ZM105 147H108L107 149L105 148ZM123 147V148H122ZM130 147V148H129ZM134 147V148H133ZM145 147H146V149H145ZM182 147V148H181ZM224 147V148H223ZM255 147V148H254ZM11 148V147H10ZM72 149V151L70 150V149ZM77 148V149H76ZM84 148V149H83ZM96 148H99V149H96ZM103 148V149H102ZM114 148H116V149H114L115 150V152L117 153H114V151H113V149ZM132 148V149H131ZM137 148H138V150H137ZM169 148H168V150H169ZM188 149L187 151H186V149ZM209 148V149H208ZM211 148V149H210ZM222 148V149H221ZM230 148H232V149H230ZM21 149H23L22 150V155L23 156H21ZM31 151H30V150ZM46 149H48V150H46ZM60 149H63V151L62 150H60ZM89 151H88V150ZM120 149H122L121 150V152H123L124 154H122L121 152H120ZM134 149H136L135 151L137 152V153H139V152H141V153H139V157H138V155L137 154H134L135 153V151H134ZM149 149V150H148ZM199 149V150H198ZM15 150H18V152L17 151H15ZM19 150H20V152H19ZM51 152H50V151ZM54 150H57L55 153H53L54 152ZM64 150H66V152H65V154H64ZM77 150V151H76ZM79 150V151H78ZM84 150V152H82ZM93 150V151H92ZM97 150V152H95ZM100 150V151H99ZM119 150V151H118ZM125 150V151H124ZM140 150V151H139ZM143 150H145V151H143ZM185 150V152H188V153H185V152H183L182 153V151H184ZM196 150H198V152L196 151ZM209 150L211 151V152H209ZM219 150L221 151V153L219 152ZM26 152V153H24L23 154V152ZM28 151L30 152V153H28ZM59 151H61V153L62 154H60V152ZM113 151V152H112ZM178 151V152H177ZM207 151V152H206ZM214 151H215V155H214ZM12 152V154H13V156H14V154L15 153H13ZM69 152V153H68ZM72 152H74V153H72ZM80 152V153H79ZM90 152V153H89ZM103 155H101L100 153ZM119 152H120V157H119ZM127 152V154H129V156H127L125 153ZM134 152V153H133ZM144 152H148V154L149 155H152V156H156V158L157 159H159V158H161V159H159V160H162V162H163V164H162V162L160 161L158 164H159V168H160V165L162 164V166H161V168H160V174H163V175H160V176H162V177H160V179L158 180V179H156L157 180V182H156V180L154 179V181L156 182H154L153 181V183L154 184H152L151 186H150V184L149 183H142V181L140 180H138V181H136L135 179H138V178H143V174H144V171H146L147 169H146V167H148V166H150V163H151V160L150 159H148V158H151V156H148V154L147 153H144ZM176 152V153H175ZM189 152H191V153H189ZM208 152H209V154H208ZM9 153V152H8ZM47 153V155H45V156H48L47 158H48V160H49V158L50 157H57V156H55L56 154L57 155H59L57 158H55L54 159V161L55 162H53V161H51L50 162V164H49V162L47 163L45 160L47 159L45 156V158L42 156L41 157V155H43V154H46ZM49 153V154H48ZM53 153V154H52ZM79 153V154H78ZM84 153V154H83ZM105 153V154H104ZM108 153V154H107ZM111 153V154H110ZM131 153V154H130ZM142 153H144L145 155H146V157H142ZM170 153L172 154H176L175 156L172 154V156L170 155ZM181 153V154H180ZM220 153L221 155L219 156L218 154ZM258 153V154H257ZM20 154V155H19ZM40 154V155H39ZM69 154V155H68ZM71 154V155H70ZM74 154H75V157H74ZM77 154V155H76ZM83 154V155H82ZM94 154L97 156H94ZM167 154H168V156H167ZM182 154H184V158L185 159H188V161L186 160V162H185V160H183L182 159V157H183V155ZM189 155V156H191L192 155V157L194 156L195 157V159H194V157L192 158V160L194 159V160H199L197 163H199L200 161V163H202V165L199 163V164H197V165H200L201 167H197V165L195 164H192L191 166L193 167V166H195V167H193V168H191V166H190V164L193 162V161H191L190 159V157L189 156H187V155ZM36 155H38V156H36ZM52 155V156H51ZM93 155V158H95V159H93L92 160V156ZM105 155V156H104ZM114 155V156H113ZM116 155V156H115ZM145 155H143V156H145ZM178 155H179V157H178ZM180 155H182V156H180ZM185 155L187 156V157H189V158H187V157H185ZM213 155H214V157H213ZM259 156V157H256V156ZM20 156V157H19ZM37 158H36V157ZM71 156V157H70ZM84 156L86 157V156H88V157H86L85 159H86V161L84 160ZM91 158H90V157ZM124 158H123V157ZM134 156V157H133ZM135 156H137V157H135ZM174 156V157H173ZM33 157H34V159L36 158V164H35V170H32V167H33V165L32 164H34L32 161L34 160L33 159ZM43 158V161H42V159L41 158ZM82 157H83V160H82ZM103 157V158H102ZM109 159H108V158ZM116 157V158H115ZM122 157V159H118V158H121ZM143 159H142V158ZM262 157V158H261ZM18 158V159H17ZM31 158H32V160H31ZM39 158V159H38ZM67 158V159H66ZM69 158H73V159H70L69 160ZM114 158V159H113ZM126 158H130V159H126ZM133 158V159H132ZM135 158V159H134ZM173 158H174V160H173ZM175 158H177V159H175ZM179 158V159H178ZM40 161V163H38L39 161ZM41 159V160H40ZM66 159V160H65ZM76 159V160H75ZM79 159V160H78ZM98 159V160H97ZM107 159V160H106ZM114 161H113V160ZM115 159H116V161L120 164L118 167H117V162L115 161ZM132 159V160H131ZM136 159L138 160L137 162H136ZM206 159H207V162H206ZM26 160H27V162H26ZM52 160V159H51ZM69 160V161H68ZM72 160V161H71ZM123 160V161H122ZM130 160V161H129ZM166 162H165V161ZM223 160V159H222ZM226 161H227V158L225 159ZM241 160V159H240ZM258 160V161H257ZM260 160V161H259ZM42 161V162H41ZM50 161V160H49ZM70 162V163H68V162ZM75 161V162H74ZM76 161H77V164H76ZM79 161V162H78ZM87 161H88V163H87ZM91 161V162H90ZM95 161V162H94ZM103 161V162H102ZM167 161L169 162V163H167ZM184 161V162H183ZM28 162H29V164L30 165H32V167L31 166H29L31 169H28V170H26V169H23V168H25L26 166H28ZM46 162V163H45ZM63 163V162H65V165L62 167V165H60V163ZM82 162V163H81ZM102 162V163H101ZM117 163L116 164V166L114 167V166H112L113 165V163ZM145 162V165H143V163ZM183 163L182 165H181V163ZM32 163V164H31ZM61 163V164H62ZM67 163V164H66ZM92 163V164H91ZM93 163H95V165L93 164ZM105 163V164H104ZM107 163H108V165H107ZM124 163V164H123ZM165 163V164H164ZM190 163V164H189ZM193 163H195V162H193ZM18 164V165H17ZM23 164V165H22ZM40 164V165H39ZM54 164H56V165H54ZM82 164V165H81ZM89 164V165H88ZM91 164V165H90ZM110 164V165H109ZM112 164V165H111ZM114 164V165H115ZM188 164V165H187ZM242 164H244L243 166H242ZM81 165V166H80ZM98 165V166H97ZM100 165V166H99ZM106 165V166H105ZM124 165V166H123ZM133 165H135V166H133ZM137 165V166H136ZM167 165V166H166ZM184 165H186L187 167H189V168H191V169H189V170H187L186 171V173H185V169H187V167L185 166L184 167ZM242 166V168H239V167H241ZM18 166H20V167H18ZM24 166V167H23ZM38 166V167H37ZM51 167V168H49V167ZM79 166V167H78ZM88 166H89V168H88ZM97 166V167H96ZM155 166L156 167H158L157 166V162H156V164H155ZM163 166H164V170H162V173H161V169H163ZM183 166V167H182ZM62 167V168H61ZM91 167H92V169H91ZM117 167V168H116ZM127 167V168H126ZM168 167V171L169 170H172L173 171V169H176V170H178V172L180 173V174H178V172L177 171H173V172H168V171H166V169L165 168H167ZM172 167H174L173 169H170V168H172ZM176 167V168H175ZM179 167H181V168H179ZM244 167V168H243ZM14 168H16V169H14ZM21 168V169H20ZM58 168H61L62 170L60 171ZM63 168H64V170H63ZM67 168V169H66ZM84 168H86V171H87V173L85 172V169ZM103 168V169H102ZM113 168V169H112ZM180 170H182L183 171V173L181 172V171H179V169ZM182 168H185V169H182ZM222 168H223V166H222ZM73 169V170H72ZM74 169H76L77 171H76V173H78L79 171L78 170H80V171H82V172H79V175H77V176H75L76 175V173H75V170ZM120 169V170H119ZM201 169V170H202ZM235 169V170H234ZM239 169H241L242 171H244L243 169H245V174L242 172V171H240ZM38 170H43L45 173H48L49 172V174L47 175V176H44L43 178H46V179H39L38 180V176H37V174H38ZM59 170V171H58ZM73 172H72V171ZM194 170V171H193ZM232 170V171H231ZM254 170H255V168H254ZM25 173H24V172ZM31 171V172H30ZM58 171V172H57ZM89 171H90V173H89ZM92 171V172H91ZM102 171V172H101ZM163 171H165L164 173H163ZM191 173L192 171H193V174L192 175H190V173ZM232 172V174H234L235 175V173H236V175L234 176V175H231L230 173ZM238 171H240V175L239 174H237V173H239ZM257 173H259V171H257V170H255ZM33 172V173H32ZM65 172H67V173H65ZM71 172V173H70ZM99 172V173H98ZM105 174H104V173ZM121 172V173H120ZM142 172V173H141ZM74 173V174H73ZM86 175H85V174ZM91 174L90 176H88L89 174ZM124 173H125V175L126 174H128L127 176H125L124 175ZM168 174V176L166 175V174ZM81 174H82V176H81ZM99 174V175H98ZM174 174V175H173ZM178 174V175H177ZM229 174V175H228ZM20 175L18 176V177H20ZM139 175H141L140 177H139ZM177 175V176H176ZM185 175L187 176V177H189V178H191L190 180H187L188 178H184L185 177ZM190 175V176H189ZM213 175V176H212ZM220 176V178H219V176ZM230 177V176H233V177H235V179L234 180H232L233 179V177H230L231 178V181H233V182H230V178L228 177V176ZM244 176V178H243V176ZM247 175V176H246ZM31 176H33L34 178H37V179H34L33 177H31ZM36 176V177H35ZM66 176V177H65ZM67 176H69V178L71 179H69V178H67ZM80 176L83 178V176H84V179H82L81 180V178H80ZM85 176H88V177H86L85 178ZM93 176H94V178H96V180L95 179H91V177L93 178ZM108 176V177H107ZM166 176H167V178H166ZM182 176V177H181ZM215 176V178L213 179L212 177H214ZM237 176V177H236ZM56 177H58V178H56ZM63 177H65V179L63 178ZM75 177H77V178H75ZM100 177H104V181H105V183H103L102 181H101V179H100ZM172 177V178H171ZM176 177H178V179L176 178ZM219 179H218V178ZM228 177V178H227ZM241 177V178H240ZM61 178V179H60ZM80 178V179H79ZM119 178H121V180H117V179H119ZM163 178V179H162ZM169 178V179H168ZM182 178V179H181ZM200 178H201V180H200ZM236 178H238V179H240V181L238 180V179H236ZM31 179V180H30ZM34 179V180H33ZM64 179V180H63ZM98 179V180H97ZM108 179V180H107ZM127 179V181H128V184L126 183L127 181H125ZM162 179V180H161ZM173 179H174V181H173ZM177 179V180H176ZM192 179H194L193 180V183H194V181L195 180H197V181H195V183L194 184H196V186L199 188V190H200V192H199V190L197 189V193H192L191 191H192V189L195 187V185L192 183ZM203 179V180H202ZM206 179V180H205ZM213 179V180H212ZM30 180V181H29ZM33 180V181H32ZM58 180V181H57ZM67 180H69V181H66ZM75 180H77V181H81V182H77V181H75ZM91 180V181H90ZM93 180V181H92ZM103 180V179H102ZM109 180H111V181H109ZM132 180V181H131ZM166 180V181H165ZM167 180H169V181H167ZM188 182V184H189V186H187L186 188H185V184H187V182ZM208 180H210V183L208 182H206V181H208ZM220 180H222V182L220 181ZM238 180V181H237ZM38 181V182H37ZM45 181H46V183H45ZM72 181H73V184H74V188H73V186H71L72 185ZM75 181V182H74ZM84 181H87V182H84ZM96 181V182H95ZM107 181H109V182H107ZM118 181V182H117ZM134 181V182H133ZM164 181H165V183H164ZM189 181H190V183H192V185L189 183ZM202 181V182H201ZM213 181V182H212ZM34 182V183H33ZM95 182V183H94ZM98 182H100L101 183V185L103 186L102 188H101V186H100V188H99V185H100V183H98ZM121 182H125L126 184H124L123 185V183H122V185L120 184ZM133 182V183H132ZM135 182H136V184H135ZM141 182V183H140ZM169 182V183H168ZM172 182H174V184L175 185H173V183ZM176 182H177V185H176ZM178 182L180 183L179 185H178ZM186 182V183H185ZM200 182V183H199ZM29 183V184H28ZM50 185H49V184ZM64 183V184H63ZM67 183V184H66ZM87 183V184H86ZM90 183H92V184H90ZM96 183H98L97 185H96ZM106 183H111V185H109V184H106ZM116 185H118V186H116ZM163 184V185H161L160 186V184ZM205 183V186H203V184ZM22 184V185H21ZM33 184H35V186L33 185ZM60 184V185H59ZM66 184V185H65ZM71 184V185H70ZM82 184V185H81ZM92 186V185H96V186H93L92 188L89 186ZM104 184V185H103ZM119 184H120V186H122V187H120L119 186ZM132 184V185H131ZM147 184V186H148V188L151 190L152 189V191L154 192H156V191H158L157 193H159V194H161V195H159V194H157V193H151V191H150V193H148L149 191H148V189H147V187L145 186V185ZM165 184V185H164ZM168 184V185H167ZM187 184V185H188ZM206 184H210L209 186L208 185H206ZM21 185V186H20ZM28 185V186H27ZM31 185V186H30ZM37 185V186H36ZM68 185H70V186H68ZM87 186V188L89 187V189H87L86 188V186ZM130 185H131V188H130ZM136 185V187H137V185H139V187L138 188H135V187H133V186H135ZM143 186V187H141V186ZM158 185H159V187H158ZM170 185V186H169ZM218 187H217V186ZM24 186V187H23ZM25 186H27V188L25 187ZM30 186V187H29ZM34 186V187H33ZM48 186H50V187H48ZM61 186V187H60ZM75 186H77V189L75 188ZM84 186V187H83ZM104 186L110 191H108V192H106V188H104ZM107 186H110L109 188H111V189H109ZM125 186V187H124ZM178 186H180V188L178 187ZM215 186H216V188H215ZM240 186L242 187V186H245L244 184H242V183H240V185H237V191H239L238 192V194L236 195V197H240L241 196V198H242V196H243V198H246V196H247V198H250V199H252V196H250L249 194H247V193H245V191H243V192H241L240 193ZM1 187V186H0ZM28 187L29 188H32V190L31 189H29V192H28ZM37 187V188H36ZM60 187V188H59ZM64 187V188H63ZM68 187V188H67ZM83 187V188H82ZM97 187V188H96ZM112 187H113V189H114V192L115 191H117L118 189H120V192H119V190L117 191V192H119V196H117V194L116 193H114L112 190ZM114 187H116V188H114ZM118 187H120V188H118ZM189 187V188H188ZM201 187V188H200ZM203 187V188H202ZM33 188H34V191H33ZM69 189V191L67 192L66 190L64 191V189ZM73 189V191L74 192H72V189ZM80 188V189H79ZM104 188V189H103ZM139 188H141L142 190H140ZM144 188V189H143ZM154 188H156V189H154ZM162 188H164V189H162ZM176 188L178 189V191L176 190ZM192 188V189H191ZM214 188H215V190H214ZM23 189V190H22ZM57 189H60V190H58V192L59 191H61V192H59V193H57L56 192V190ZM75 189H76V191H75ZM78 189H79V191H78ZM86 190V191H84L83 192V190ZM91 189V190H90ZM92 189H94L93 191H92ZM116 189V190H115ZM132 189V190H131ZM135 189H136V191H135ZM145 189H147L146 191H148L147 192V196H146V192H144V190ZM160 189V190H159ZM162 189V190H161ZM184 189V190H183ZM187 189H189V190H191V191H187ZM18 190V194H16V191ZM31 190V191H30ZM98 190V191H97ZM105 190V191H104ZM121 190H124V191H127L128 190V194L127 195H125L123 198L121 197L122 195H123V193H121ZM231 190H234V189H228V191H231ZM35 191H37L36 193H35ZM71 191V195H69L68 193ZM89 191H91V194H90V192ZM95 191H97V192H95ZM101 191V192H100ZM103 191L106 193H104V195H103ZM133 191H135L134 193H133ZM161 191V192H160ZM185 191V192H184ZM187 191V192H186ZM214 193H213V192ZM221 191V190H220ZM30 193V194H28V193ZM82 192V194L84 195V197L82 196V194H81V196L84 198V200H86L87 199V197H85V196H88V201H84L83 199H82V197L80 196L79 198H78V194L79 193H81ZM86 192V193H85ZM88 192H89V194H90V197H89V194H88ZM92 192H94V193H92ZM141 192V193H140ZM181 192V193H180ZM184 192V193H183ZM25 195H24V194ZM33 193V194H32ZM34 193L36 194V196H32V195H34ZM62 193V194H61ZM66 193V194H65ZM73 193V194H72ZM97 193V194H96ZM133 193L134 194V196H133V194L131 195V194ZM137 193H139V194H137ZM144 193H145V195H144ZM165 193H167V195H169V194H171V195H169V196H167ZM191 193V194H190ZM239 193L241 194L240 196H239ZM13 194H14V196H13ZM16 194V195H15ZM32 194V195H31ZM55 194H56V196H55ZM58 194V195H57ZM77 194V197H72L73 195L75 196ZM88 194V195H87ZM93 194H96V196L95 195H93ZM99 194V195H98ZM109 194H111V195H109ZM113 194H115V195H113ZM156 194V198L154 199L153 198V195H155ZM183 194V195H182ZM186 194V195H185ZM214 194V195H213ZM230 193H228V195H229ZM18 195V196H17ZM22 196V197H19V196ZM25 197H24V196ZM27 195V196H26ZM29 195H31L30 196V198H29ZM80 195V194H79ZM93 195V196H92ZM100 195H101V197H103V198H100ZM108 196V197H106V196ZM132 196L133 197V202H134V204H135V206H134V204L133 203H130L131 202V199L130 198H132V197H130L129 198V196ZM143 195V196H142ZM164 195V199H163V196ZM182 195V196H181ZM193 195V196H192ZM38 196H39V198H38ZM64 196H65V198H64ZM68 196V197H67ZM98 196V197H97ZM111 196V197H110ZM115 198V200H114V198ZM146 196V197H145ZM151 196V200L149 201V203L147 202L148 200H149V197ZM184 196V197H183ZM190 196V197H189ZM213 196V197H212ZM230 196L232 197V195L230 194ZM14 197H16L15 198V200H14ZM92 197H94L93 198V200H92ZM106 197V198H105ZM112 198V199H110V198ZM117 197H119V198H117ZM137 197V199H136V201L138 202H140V200H142V199H144V202L146 201V199H147V201H146V203H144V204H146V206L143 204V201L142 202H138L137 204H136V201H135V198ZM138 197H141V198H138ZM142 197H144V198H142ZM180 197H181V199H180ZM188 197V198H187ZM192 197V198H191ZM193 197H194V199H193ZM19 198V199H18ZM26 198V199H27ZM38 198V199H37ZM66 198H68V200L66 199ZM75 199V202H76V204L73 202V199ZM86 198V199H85ZM96 198V199H95ZM100 200H98V199ZM117 198V199H116ZM121 198V199H120ZM157 198H159V199H157ZM161 198V199H160ZM189 199V198H191L190 200L191 201H189V200H187V199ZM207 198V199H206ZM210 198V199H209ZM41 199V200H40ZM56 199H57V203H56ZM103 199V200H102ZM108 199V200H107ZM129 199V200H128ZM139 199V200H138ZM184 199V200H183ZM257 199V200H256ZM259 199V200H258ZM262 197L260 196V197H257V198H255L254 199V201H255V204H248V206L251 208V209H256L257 208V205L258 204H260L261 203V201H262ZM39 200V201H38ZM63 202H62V201ZM66 200L68 201V203L66 202ZM78 200V201H77ZM82 200V201H81ZM99 201V204L102 202V204H98V201ZM155 202H154V201ZM163 200H164V202H163ZM180 200H182V202L184 203H182ZM210 200H211V202H210ZM30 201H32V199L30 200ZM84 201V202H83ZM97 201V202H96ZM118 203V204H120V205H118V209H116V208H114V207H112V206H109V204H113V203ZM129 201V202H128ZM153 201V203L151 204V202ZM161 201V202H160ZM257 201V202H256ZM61 202V203H60ZM66 202V203H65ZM70 202H73V203H70ZM104 202V203H103ZM159 202V203H158ZM163 202V203H162ZM180 204H179V203ZM188 202H190V203H188ZM207 202V204H205ZM49 203H50V201H49ZM49 203H47V204H44V207L41 205V209H43V208H45V207H50L49 206ZM58 204V205H56V204ZM70 203V204H69ZM77 203H79V204H77ZM106 203V204H105ZM109 203V204H108ZM122 203V204H121ZM209 203H210V205H209ZM65 204V205H64ZM67 204H69V205H67ZM132 204V205H131ZM151 204V205H150ZM155 204H156V206H155ZM160 204V205H159ZM130 205V208L128 207V206ZM141 206V208H140V206ZM144 205V206H143ZM178 205H180V206H182V208L179 210V207H178ZM189 205V206H188ZM5 205H2V204H0V207H4ZM35 206H37L38 207V205H35ZM61 206L63 207V208H61ZM122 206H123V208H122ZM134 206V207H133ZM139 206V207H138ZM148 206H150V207H148ZM153 206H154V211L152 210V208H153ZM165 206V207H164ZM174 206H177V208H174ZM187 206V207H186ZM43 207V208H42ZM146 207V209H148V211L147 210H144V208ZM164 207V208H163ZM185 207V208H184ZM254 207V208H253ZM65 208V209H64ZM143 208V209H142ZM157 208H158V210H157ZM166 208V210H164ZM172 208V211L170 210ZM183 208H184V210H183ZM134 209V210H133ZM139 209H140V211L141 212H139ZM164 210L162 213L160 212V210ZM177 209V210H176ZM248 208H246V210H247ZM65 210V211H64ZM1 211V210H0ZM3 211V216H5L6 214H4V212L6 211V209H5V211L4 210H2ZM65 213H64V212ZM67 211V212H66ZM127 211H128V213H127ZM131 213H130V212ZM132 211L134 212V211H138V212H134L133 214H132ZM156 211V213L155 214H153L152 212H155ZM247 211H249V210H247ZM113 212V211H112ZM145 212H147V213H145ZM151 214V220H150V217H148V215L147 214H149V213ZM160 212V213H159ZM1 213V212H0ZM67 213V214H66ZM140 213V214H139ZM143 213H145L146 214V216H145V214H143ZM183 213V214H182ZM159 214H161L160 216H159ZM1 215V217H3ZM62 215H67V217H66V220L64 219L63 220V218H65V217H63ZM69 215V216H68ZM128 215L130 216V215H132V216H130V218L132 217L133 219H130L129 217H128ZM144 215V216H143ZM153 215V216H152ZM157 215L159 216L158 218L159 219H157ZM175 215V216H174ZM183 216L182 217V219H181V216ZM61 216V217H60ZM70 216L72 217V218H70ZM120 216H122L123 217V219H124V221H123V219H122V217L120 218ZM134 216H138V217H136L135 219H134ZM140 216H143L142 218H140ZM174 216V217H173ZM38 217V216H37ZM144 217H146V220H144L145 218ZM155 217H156V219H155ZM180 217V218H179ZM68 218V219H67ZM70 218V219H69ZM127 218V219H126ZM184 218H185V220H184ZM153 219H155L154 221H153ZM232 219L234 220V221H232ZM69 220V221H68ZM127 220L128 221H130L129 223L127 222ZM143 220L147 223H145V222H143ZM195 222H194V221ZM225 220H227V221H232V222H235L236 221V224L234 225V226H230V228L228 227V228H226V226H224V229L222 228H220V230L219 229H216L217 230V232L214 230V229H212V228H210V227H208V226H204V224L202 223L201 225H199V228H201V230L200 231H198V235L199 236H197V242H196V244L194 245V247H195V249H196V245H199V247L200 246H203V247H205V248H211L212 247V251H215L214 250V247L215 246H217L218 244H222V243H227V245L229 246V247H231L230 249L232 250V251H235V252H239V250H237V249H235V247L237 248V245L238 246H240L238 249H241V250H243V247L244 246H246L247 248L250 246L249 244H250V241H251V236L252 235H254V234H256L258 231H259V228H254V229H252V227L250 226V225H252L253 223V221H255L256 222V220H249V217L248 218H246V219H238L237 220V218H228V219H225ZM248 220V221H247ZM61 221H63V222H61ZM184 221V222H183ZM240 221H242V222H240ZM250 221V222H249ZM41 222V221H40ZM58 222V221H57ZM57 222H56V224H57ZM87 222V221H86ZM124 222V223H123ZM193 222V223H192ZM255 222H254V224H255ZM142 223V224H141ZM153 223V224H152ZM239 223V224H238ZM240 223H242V224H240ZM65 224V223H64ZM73 224H74V222H73ZM133 224V223H132ZM131 224V225H132ZM146 224V227H149L148 229L146 228V227H144L143 225H145ZM157 224V225H156ZM191 224V225H190ZM254 224L252 225L253 227H254ZM115 225H114V227L117 229V227H116ZM135 226V227H136ZM143 226V227H142ZM189 226H191L192 228L191 229H189ZM255 226H256V224H255ZM232 227V228H231ZM257 227V226H256ZM57 229L59 228V227H56ZM55 228V230H57ZM122 228H123V231H122ZM127 228H129L128 230H127ZM146 228V229H145ZM155 228H157V229H155ZM205 228V229H204ZM227 230H226V229ZM243 228H244V230H243ZM74 229H75V231H74ZM165 229H166V231H165ZM236 230V232H235V230ZM54 230V231H55ZM154 230H157V231H155L154 232ZM208 232H207V231ZM257 230V231H256ZM72 233H77L76 231H77V229L76 228H72L71 230H70ZM165 231V232H164ZM225 233H224V232ZM233 231V232H232ZM157 232V233H156ZM164 232V233H163ZM177 232L179 233V234H177ZM219 232H220V235H218L219 234ZM227 232V233H226ZM201 233H202V235H201ZM224 233V234H223ZM230 233V234H229ZM233 233H235V234H233ZM250 233V234H249ZM19 234V233H18ZM38 234V233H37ZM59 235L60 234V232H59V230H57V233H56V231H55V235ZM130 234V236H131V234L134 236H131L132 238H130V240H129V242H131V244H130V246L128 245L127 247L129 248V247H131L132 245L133 246H139V245H137L136 243H137V240L139 241L140 240V238L141 237H139V239H138V237H136L135 235H134V233L132 232V233H129ZM164 234V235H163ZM174 234V235H173ZM212 234V235H211ZM223 235V237H220V236H222ZM20 235V234H19ZM56 235V236H57ZM163 235V236H162ZM177 235H179V236H177ZM205 235V236H204ZM225 235H227L226 237H225ZM229 235V236H228ZM250 235V239H248V238H246V237H248ZM143 236V235H142ZM150 236L151 235H149V236H146V237H148L149 239H150V241H151V238H150ZM171 238H170V237ZM177 236V237H176ZM212 238H211V237ZM245 236V237H244ZM119 237V236H118ZM163 237V238H162ZM169 239H168V238ZM174 237H176V239H174ZM204 237H206L207 238V240L204 238ZM208 237L210 238V239H212V243H211V240L210 239H208ZM30 238V237H29ZM67 238H69L68 236H67ZM166 238V239H165ZM203 238V239H202ZM219 238H221L220 239V241H219ZM229 238V239H228ZM71 239V238H70ZM70 239H67V241H66V239L64 240V243H65V241H66V243L64 244L63 243V245H68V241H70ZM157 239V240H156ZM162 241H161V240ZM216 239V240H215ZM27 240V239H26ZM75 239H73L72 241H74ZM171 240H172V242H171ZM223 240V241H222ZM227 240H229L228 242H227ZM232 240H236L235 242L236 243H234V241L232 242ZM23 241V242H22ZM22 241H20V244H18L19 242H17V244H16V242H15V247H16V250H18V248L19 247H21L20 245H22V248H21V250L23 249H25V248H27V250H28V247H26V246H24L23 247V245H25V244H27L26 243V241L25 240H22ZM72 241H70L69 243L71 244V246L72 247H75L76 245H77V241H74V242H72ZM135 241V242H134ZM161 241V242H160ZM206 241V242H205ZM214 241V242H213ZM225 241V242H224ZM240 241V243H238ZM2 242V241H1ZM0 242V243H1ZM133 242H134V244H133ZM157 242V243H156ZM163 242V243H162ZM205 242V243H204ZM232 242V243H231ZM3 243L4 242H2L1 244H0V264H12V263H14V264H17V263H15V262H12L13 260H12V258H8V256L9 257H11V252L9 253V254H7V252L8 251H5L4 249H6V248H3V250H4V252H2L3 250L1 249L2 247H3ZM22 243H24V244H22ZM33 243H35L34 241H33ZM75 243H76V245H75ZM156 243V244H155ZM202 243V244H201ZM210 243L211 244H213V246L211 245L210 246ZM162 244H164V245H162ZM178 244H179V246H178ZM231 244H237V245H235V247H232V245ZM14 245V244H13ZM12 245V246H13ZM29 245V244H28ZM151 245H152V247H151ZM231 245V246H230ZM244 245V246H243ZM30 246H32V245H30ZM133 246H132V248H133ZM151 248H150V247ZM207 246V247H206ZM18 247V248H17ZM48 247H49V245H48ZM69 247V246H68ZM149 247V248H148ZM12 248V247H11ZM70 248V247H69ZM110 248H109V250H110ZM245 248V247H244ZM250 248V247H249ZM10 249V248H9ZM29 249H31V248H29ZM48 249V248H47ZM139 249V250H138ZM170 249V250H169ZM175 249V250H174ZM199 248H197V250H198ZM261 249V250H260ZM12 249H10V251H11ZM16 250L14 249V251L16 252ZM49 250V249H48ZM48 250H46L47 251V254H49V253H51V251L50 252H48ZM195 251L194 252V254L196 253L197 255H199V256H202V257H205L206 255H204L205 254V252H203L202 253V251ZM237 250V251H236ZM264 250V245L262 246V247H260V248H258L257 249V254H259L260 253V251H263ZM25 251H26V249H25ZM136 251V252H135ZM148 251H152V252H148ZM18 252H21V251H18ZM24 252V251H23ZM56 252V251H55ZM57 252H59V251H57ZM160 252V253H159ZM201 252V253H200ZM1 253H2V255H1ZM4 253V254H3ZM113 253L114 254H116L117 255V258H116V256L114 257V256H112L113 255ZM132 253H134V255L132 254ZM145 253V254H144ZM152 253V254H151ZM45 255H46V253H44ZM132 254V255H131ZM151 254V255H150ZM195 254V255H196ZM203 254V255H202ZM108 255H109V257L110 258H108ZM131 255V256H130ZM144 255H146V256H144ZM160 255H162V256H160ZM171 255V256H170ZM182 255H184V254H182V253H180V255H179V257L181 258V261H183L184 259H185V256H182ZM101 256H103V257H101ZM105 256H107V260H106V258H104ZM152 256V257H151ZM184 258V259H182V257ZM129 257V258H128ZM143 257H141V258H143ZM161 257V258H160ZM163 257H165V259L163 258ZM111 258H113L112 260H111V262L110 261H108L109 259H111ZM115 258V259H114ZM129 259V260H131V261H133V262H127L126 260L127 259ZM97 259V260H96ZM144 259V258H143ZM164 259V260H163ZM168 259V260H167ZM99 260V261H98ZM128 260V261H129ZM66 261V260H65ZM69 261V260H68ZM97 261V262H96ZM102 261H103V263H102ZM115 261V262H114ZM123 261V262H122ZM124 261H126V262H124ZM164 261V262H163ZM54 262V261H53ZM61 263L60 264H62V261H60ZM80 261L78 262V261H75V263L74 262H72L71 261V263L72 264H80L81 263ZM34 263H36V261L35 262H33L32 264H34ZM67 263V262H66ZM69 263V262H68ZM67 263V264H68ZM71 263H69V264H71ZM37 264V263H36ZM39 264V263H38ZM43 264V263H42ZM46 264V263H45ZM53 264H59V261H55V263H53ZM64 264V263H63ZM82 264V263H81ZM88 264H90V262L88 263ZM177 264V263H176ZM178 264H181V263H178ZM182 264H186V262H183ZM208 264H210V263H208ZM211 264H216V263H211Z\"/></svg>","mask_w":264,"mask_h":264},{"label":"bare ground","instance_id":"bare-ground-1","mask_svg":"<svg viewBox=\"0 0 264 264\" xmlns=\"http://www.w3.org/2000/svg\"><path fill=\"white\" fill-rule=\"evenodd\" d=\"M63 1V0H62ZM85 1V0H84ZM139 2H141V3H143V1H145V0H138ZM153 1H155V0H152V2L149 0V3L151 4V6L150 5H148V3L146 4L148 7H146V6H144L145 8H147L146 10H150V8L153 6V7H155V5L154 4H156L157 6L159 5V0L157 1V2H154V4H153ZM161 1V0H160ZM167 1V2H166ZM59 2H60V0H0V23L1 22H3V20H6V18H8V20H7V23H6V21H4L3 22V24H2V26H4L6 29H4L2 26H0V29H1V27H2V29L0 30V32L3 34V35H0V41L1 40H4V43L5 42H8V43H5V44H3V45H5L6 46V44L9 46V48H8V46H6V47H1L0 48V53L1 52H3L4 53V51L5 52H9V51H14V52H12L13 53V55L14 54H17V55H15V56H18V53H19V56L20 55H23L24 57H34V51L31 49V47L29 46L30 44H28V41H30L31 42V40H30V37H31V39L32 38H36V39H34L35 40V43H36V40H38V38H37V36H38V34H37V32H39V31H37L36 33H35V26L36 27H39L40 28V26H42V28H43V26L44 25H42L41 24V21H39V23L41 24H38V19H43V22H45V23H47V26L48 25H50V24H52L55 20H54V14L56 13V11H58V7L57 6H59ZM118 2V1H117ZM117 2H116V4H117ZM164 2H165V4L167 3V5H165V7H163V5L162 4H164ZM74 3H75V0H70L69 1V4H68V2H66V4H68V5H70L69 6V10H68V12H71L72 11V9H73V7H74ZM77 3V2H76ZM115 3V2H114ZM114 3H113V5H114ZM144 3H146V2H144ZM143 3V4H144ZM161 3V6L159 5L158 7H156L155 9L156 10H154V9H151L152 10V16H151V22L150 23H145L144 21H146V19L145 18H143L144 17V15L147 13L148 15H151V13H148L145 9H144V7L142 6V9H141V7L139 8V9H137V10H139L137 13H139V15L137 14L136 16H138V19H139V17L141 18L142 16V18L141 19H139V20H137L139 23H141L140 22V20H142V22H144L141 26L142 27H144V26H146L147 28H145V30L147 29L148 31L150 30L149 28H151V26L149 27V25L150 24H152L153 25V27H154V29H155V31H153V33H152V31H150V33H151V37L148 35V37H145L146 36V33H144V29H142V31L143 32H141V36L143 35V33H144V35L142 36V38H151V39H154V38H156V40H157V42L158 43H162L161 44V46L162 45H164L165 44V48H171L172 46V44H174L175 43V41H177L178 43H175V47H177V46H183L184 47V49H185V52H189L190 53V55L192 54V57L189 55V56H187V54L186 53H184V54H186L185 55V57H182V56H184V54H182V56H181V54L180 53H178V50H179V48L181 49V47H179V48H177V52H175V53H172V52H174V51H168L167 52V50H166V52L164 51H162L163 53H166L165 55H167L168 53H171V54H168L167 56L169 57V55H170V57H172L171 59H173V57L175 58L176 57V54L178 53V54H180L179 56H181V57H178L177 59V61H179L180 63H179V66L180 65H182V66H180V67H178V65L177 64H174V65H172L171 64V62L169 63L170 64V66L171 67H169V65H168V63L167 62H165L164 60H165V58H167L168 59V57L167 56H165V57H163V55H160V57L161 58H164V62L165 63H167V65H168V69H167V67L165 68V69H161V68H163V67H160V72H162L163 71V73L165 74V70L167 69V70H169V72L170 71H172L171 69H174V71L173 72H171L172 74H170L169 75V77H170V80H171V78H173V79H175L176 77V75L175 74H177V71L179 70V68H181L182 67V69H180L178 72V74H181V72H182V74L179 76L180 78H181V81H180V84H179V87L181 86V88L179 89V87L177 86V85H174V84H172V85H170V87H171V90H172V87H173V89L174 88H176L175 86H177L178 88H176V90L178 89L179 91H180V94H179V96L180 95H182L181 93L183 92H188V91H190V90H192L193 92H194V90H201V93L202 92H206V93H208V96L206 95V97H204L205 99L208 97L209 98V95H212V94H210V93H213V96H212V98H214V96L216 95L217 97H218V95H220L221 94V92H222V89L224 90V88L225 89H227V88H229L231 85H233V86H236V84H235V82H238V85L237 86H239V88L241 87L242 88V86H243V84H244V81H245V73H246V71H248V70H246L247 69V65H249L250 66V68L251 67H253V66H251V64L252 65H255V64H257V66L259 65L261 68L260 69H255L257 72L259 71L260 72V74H258L257 73V76H258V79H256L255 78V80H259V78H262V77H264V66L262 65V62H261V59H262V57L264 58V0H164L163 2L161 1L160 2ZM60 4H62V3H60ZM65 4V3H64ZM112 4V3H111ZM116 4H115V6H116ZM142 4V5H143ZM103 5V4H102ZM106 5V4H105ZM132 5V4H131ZM130 5V7H133V6H131ZM145 5V4H144ZM114 6V7H115ZM119 6V5H118ZM126 6V8L128 9H131L129 6H127V5H125ZM135 7V6H134ZM152 7V8H153ZM160 7H163V11L161 10L160 12H159V8ZM58 8V9H57ZM105 8V7H104ZM125 8V7H124ZM77 9V8H76ZM120 9H122L121 7H115V8H113V9H111V10H109V11H111V13H110V17H111V15L113 14V16H114V14L117 16V14H118V12H120L121 10ZM160 9H162V8H160ZM124 10V9H123ZM126 10V9H125ZM135 10H136V7H135ZM141 10V11H140ZM143 10V11H142ZM75 11V10H74ZM102 11V10H101ZM128 11H130V15H133V14H131V13H133L132 12V9L131 10H128ZM133 11H134V9H133ZM145 11V12H144ZM155 11V12H154ZM157 11V12H156ZM122 12V11H121ZM120 12V13H121ZM127 12V11H126ZM136 12V11H135ZM143 12V13H142ZM74 13V12H73ZM80 13H82V15H81V19H80V23L78 24V25H73L72 26V28H71V30L69 31V34H68V41L69 40H71V37H75V35H77L78 34V29H79V27L81 26V24H84L83 23V18H82V16H85L83 13H84V11L80 8ZM101 13V12H100ZM117 13V14H116ZM123 13V12H122ZM121 13V14H122ZM127 13H129V12H127ZM157 13H159V14H157ZM160 13H162V18H160L161 17V15H160ZM247 13H251V14H247ZM98 14V13H97ZM157 14V15H156ZM6 16V18H1L2 16ZM56 15H57V13H56ZM70 15H71V13H70ZM118 15H120V14H118ZM141 15V16H140ZM88 16V15H87ZM120 17H122V16H120ZM124 17V16H123ZM146 17V16H145ZM115 18V17H114ZM45 19H46V21H45ZM63 19V18H62ZM97 19V18H96ZM110 19V18H109ZM108 19V20H109ZM111 19H112V17H111ZM161 19V20H160ZM54 20V21H53ZM105 20V19H104ZM133 19H128V21L129 22H127V23H125V25L126 24H130V21H132ZM144 20V21H143ZM70 21V16H67V20H66V22H67V24H68V22ZM96 21V20H95ZM110 21V20H109ZM108 21V22H109ZM136 21V20H135ZM136 21V22H137ZM148 21V20H147ZM146 21V22H147ZM62 22V21H61ZM107 22V21H106ZM105 22V23H106ZM107 22V23H108ZM123 23H124V21H122ZM55 23V22H54ZM132 23H133V21H132ZM139 23H137V24H139ZM67 24H65V28H67L68 27V25ZM94 24V23H93ZM119 24V23H118ZM135 24V23H134ZM134 24H131L132 26H135ZM136 24V25H137ZM149 24V25H148ZM38 25V26H37ZM40 25V26H39ZM90 25V24H89ZM125 25H122L123 26V28H122V31L123 32H125L126 30H128V28H126V26ZM104 26V25H103ZM129 26V25H128ZM140 25L138 26V29H139V27H141ZM52 27V26H51ZM110 27V26H109ZM152 27V28H153ZM32 28H33V30H32ZM64 28V29H65ZM94 28H95V26H94ZM98 28H100V27H98ZM111 29L112 28H114V27H110ZM110 28L108 29V30H110ZM118 28V27H117ZM117 28H116V31H117ZM93 29V28H92ZM104 29V28H103ZM124 29V30H123ZM137 29V26H136V28H134V32H137L138 31V29H137V31H135ZM3 30V31H2ZM38 30H40V29H38ZM95 30V29H94ZM98 30V29H97ZM113 30H115V28L113 29ZM118 30H120V29H118ZM130 30L131 29H129L128 31L130 32ZM141 30V29H140ZM9 32V33H6V32ZM13 31V32H12ZM32 31H33V33H32ZM93 31V30H92ZM103 31V30H102ZM115 31V32H116ZM32 34H31V33ZM110 32V31H109ZM114 31H112V33L113 34H115L116 35V33H117V35H116V37L118 36V34L120 33L119 31L118 32H116L115 33ZM133 32V30H132V33H134ZM147 32V31H146ZM12 33V34H11ZM18 33L21 35V36H19L18 35ZM28 33V34H27ZM35 33V34H34ZM42 33H43V30H42ZM41 33V34H42ZM55 33V32H54ZM111 33V32H110ZM125 33H128V32H125ZM149 33V32H148ZM147 33V34H148ZM9 34H11V35H13L14 34V36H15V38H16V41H15V38H13L14 36H11V35H9ZM29 35V36H27V35ZM37 34V35H36ZM44 34V33H43ZM58 34V33H57ZM61 34V33H60ZM95 35H96V33H94ZM137 34V33H136ZM135 34V35H136ZM7 35H9V36H7ZM33 35H35V36H33ZM105 35L106 34H101V35H97L98 36V38H97V40H96V43L95 44H93L92 46H89L88 47V49H86V51H84V54H83V56L82 55H80V57L82 58H80L81 59V64H87L88 66H86V64L84 65V66H86L87 67V69L86 70H88V68L90 69V67L89 66H91L90 64H88V63H90V60H88V59H93V58H90V56L89 55H91V57H94L95 56V59H96V61H98V60H100L102 57L101 56H104V57H107L108 56V54H107V56H105L106 55V53H104V52H106L105 50L103 51V49H102V51H103V54L102 53H100V52H102V51H100L99 53L97 52V50L98 49H100V46H102L103 47V42H104V38H105ZM120 35V34H119ZM130 35V34H129ZM134 35V34H133ZM138 35H140V34H138ZM137 35V36H138ZM6 36L9 38V40H8V38H6ZM26 36V37H25ZM40 36V35H39ZM46 36V35H45ZM51 36V35H50ZM55 36V35H54ZM62 36H63V34H62ZM122 36V35H121ZM120 36V37H121ZM11 37V38H10ZM52 37V36H51ZM87 37V36H86ZM132 36H130L129 38H131ZM138 37H140V36H138ZM5 38L7 39V40H5ZM83 38H85V37H83ZM93 38V37H92ZM91 38V39H92ZM123 38V37H122ZM125 38V37H124ZM127 39V40H130V39ZM133 38V37H132ZM134 38H136L137 39V37H134ZM10 39L12 40V42L14 43H12V42H10ZM14 39V40H13ZM78 39V38H77ZM138 39H141V37L140 38H138ZM48 40V39H47ZM64 40V39H63ZM90 39H83V44L86 42V44H87V42L89 41ZM133 40H135V39H133ZM155 40V39H154ZM154 40H152V41H154ZM33 41V40H32ZM62 41V40H61ZM103 41V42H102ZM108 41V40H107ZM131 41H132V39H131ZM131 41H129V42H131ZM144 42H145V40H143ZM149 41V40H148ZM151 41V40H150ZM150 41H149V43H150ZM29 42V43H30ZM34 42V41H33ZM108 42H110V40L108 41ZM137 42V41H136ZM136 42H134L135 44H136ZM146 42H147V40H146ZM1 43V42H0ZM9 43H11L10 45H9ZM39 43V42H38ZM81 43V44H82ZM132 43V42H131ZM148 43V42H147ZM147 43H144L143 45H146ZM156 43V42H155ZM158 43H157V45H158ZM2 44V43H1ZM13 44V45H12ZM86 44H84V45H86ZM109 44V43H108ZM110 44L111 45H109V47H111L112 46V43L110 42ZM151 44H153V42L152 43H150V45ZM15 45H16V47H20V45L22 46V48H21V50L19 51V50H17L18 51V53H16L15 52V50H13V49H16V47H15ZM23 45H24V48H25V46L27 47V49L29 50V47H30V50L31 51H27V52H22V50H23ZM137 45L139 46L140 44H138L137 43ZM149 45V44H148ZM155 45V44H154ZM154 45H151V46H154ZM157 45H155L156 47H157ZM189 45H191L190 46V48L188 47ZM192 45H193V49H191V47H192ZM1 46V45H0ZM88 46V45H87ZM125 46V45H124ZM124 46H123V49H124ZM130 46V45H129ZM136 46V45H135ZM154 46V48H156ZM15 47V48H14ZM113 47V46H112ZM142 47V46H141ZM148 47V46H147ZM174 47V48H175ZM4 48H6V49H4ZM75 48V47H74ZM115 48V47H114ZM113 48V49H114ZM144 48V47H143ZM149 48V47H148ZM147 48V52H148V49ZM152 49H153V47H151ZM150 48V49H151ZM159 48V47H158ZM162 48V47H161ZM27 49H24L25 51L27 50ZM118 49V48H117ZM127 49V48H126ZM137 49V48H136ZM135 49V50H136ZM157 49V48H156ZM163 49H164V46H163ZM168 49V50H169ZM4 50V51H3ZM37 50V49H36ZM35 50V51H36ZM109 50V49H108ZM115 50V49H114ZM155 50V49H154ZM111 51V50H110ZM109 51V52H110ZM118 51V50H117ZM117 51H115V52H117ZM138 51L140 52L141 50H139L138 49ZM150 51V50H149ZM47 51H44V53H46ZM83 52V51H82ZM118 52H122V51H118ZM137 52V51H136ZM144 52H145V50H144ZM143 52V54H145ZM146 52V53H147ZM151 52V53H150ZM149 52V54L153 57L156 53H153V50H151ZM155 52H156V50H155ZM187 52V53H188ZM7 53H5L4 54V56L7 54ZM11 53V52H10ZM23 53V54H22ZM38 54L37 55H35V56H38L39 55V52H37ZM44 53H42L41 52V54H44ZM72 53V52H71ZM111 53V52H110ZM129 53H130V51H129ZM138 53V52H137ZM160 54H163V53H161V50H160V52H159ZM182 53V52H181ZM188 53V54H189ZM93 54H95L94 56H93ZM100 54V55H99ZM117 54V53H116ZM119 55L121 54V53H118ZM140 54V53H139ZM148 54V55H149ZM193 54H195V55H193ZM13 55H11V56H13ZM45 55V54H44ZM89 56L88 58H84V56L85 57H87V56ZM99 55V56H98ZM113 55V53L111 54V57L112 58H114V56H115V58H117L116 57V55H114V56H112ZM126 55V54H125ZM134 55H136L135 54V52H134ZM4 56H3V58H4ZM43 56V55H42ZM57 56V55H56ZM98 58H97V57ZM121 56H123L122 54H121ZM138 56V55H137ZM158 57L159 55H155V57ZM178 56V55H177ZM187 56V57H186ZM6 57H7V55H6ZM5 57V58H6ZM20 57H22V56H20ZM109 57V56H108ZM110 57V58H111ZM119 58H120V56H118ZM15 58V57H14ZM84 58V59H83ZM100 58V59H99ZM110 58L109 59H107V60H109V61H107V60H105L104 58H102V59H104V63H106V61H107V63H109L108 64V68L110 69L111 68V66H110V62H112L111 60H110ZM118 58V59H119ZM131 57L129 56V59H130ZM142 58H144L143 56H142ZM142 58H137L136 60H140V64L141 63H143V62H145L146 63V61L143 59V62H142ZM161 58H159L160 60H161ZM9 58H7V60H8ZM34 59V58H33ZM39 59H41V56H40V58ZM95 59L93 60V61H95ZM98 59V60H97ZM122 59V58H121ZM152 59H153V61H154V59H155V61L156 60H158L157 62H159L160 60L159 59H156V58H151V60L150 61H152ZM166 59V60H167ZM10 60V59H9ZM8 60V61H9ZM12 60H13V57H12ZM26 60H27V58H26ZM88 60V61H87ZM126 60H127V58H126ZM132 60V59H131ZM148 60V59H147ZM174 60H176V59H174ZM264 60V59H263ZM262 60V61H263ZM1 61H2V59L0 60V63H1ZM30 61H32V60H30ZM30 61H26V62H28V64H30L29 62ZM80 61V60H79ZM85 61V62H84ZM101 61V60H100ZM100 61H98L97 62V64L95 65V64H93V63H91L93 66H92V68H94V69H96V72L95 71H93V72H95V74H93V72H92V68L90 69V71H91V73L93 74H91V76L92 77H94V75H96L97 74V69L98 68H96V67H98V66H100V64L99 63H101ZM123 61V60H122ZM133 61V60H132ZM154 61V62H155ZM163 61H160L158 64H161ZM168 61V60H167ZM3 62V61H2ZM9 62H11V61H9ZM8 62V63H9ZM19 62V61H18ZM35 62V61H34ZM36 62H37V60H36ZM35 62V63H36ZM40 63H41V61H39ZM38 62V63H39ZM83 62V63H82ZM92 62V61H91ZM114 63L116 62V61H113ZM120 62H121V60H120ZM131 62V61H130ZM130 62H128V63H130ZM239 62V63H238ZM245 65V67L246 68H243V66L242 67H239V64H242V63ZM261 62V63H260ZM13 63V62H12ZM11 63V64H12ZM35 63H33V64H35ZM102 63H103V61H102ZM106 63V64H107ZM126 63V62H125ZM131 63H133V62H131ZM131 63L130 64H128V66H129V68L130 67H134L135 65V61H134V63H133V66L131 65ZM139 63V62H138ZM149 63V62H148ZM238 63V64H237ZM251 63V64H250ZM260 63V64H259ZM2 64V63H1ZM5 64H7V63H5ZM26 64V63H25ZM81 64H80V67L79 68H81ZM99 64V65H98ZM105 64V65H106ZM120 63H119V60H118V65H119ZM137 64V63H136ZM153 65H150V67L152 68V66H154V64H156V63H152ZM163 65H164V63H162ZM263 64H264V61H263ZM4 65V64H3ZM2 65V67H4ZM13 65V64H12ZM23 66H24V64H22ZM31 65V64H30ZM37 65V64H36ZM39 65V64H38ZM105 65H103V67L105 66ZM113 65V64H112ZM121 65H122V67L124 66L123 65V62L121 63ZM120 65V66H121ZM166 65V64H165ZM17 66H20V62L18 63V65ZM27 66V68H25V67H23L24 69H30L29 67L30 66H28V65H26ZM35 66V65H34ZM42 66V65H41ZM40 66V67H41ZM79 66V65H78ZM83 66V65H82ZM119 66V67H120ZM127 65L125 66L126 67V69H124V71L126 70V71H128L129 69L127 68L128 67ZM140 66V65H139ZM146 66H147V64H146ZM145 66V67H146ZM157 66H161V65H157ZM174 66V68H172ZM241 66V65H240ZM5 67H7L6 65H5ZM77 67V66H76ZM102 67V64H101V66H100V68L98 69L99 70V73L101 72L100 70H101V68H103ZM116 67V66H115ZM119 67H117V68H119ZM136 67H138V64L136 65ZM149 67V66H148ZM176 67H178L177 68V70H176ZM34 68V67H33ZM106 69H107V66L105 67ZM112 68H113V66H112ZM111 68V69H112ZM140 67H138V68H135L134 67V73L137 75V73H141L143 70H144V72H146L145 71V69H147V68H144V66L141 68V69H139ZM156 68V67H155ZM249 68V69H250ZM9 69V68H8ZM17 69H20V67L18 68L17 67ZM35 69V68H34ZM105 69V70H106ZM108 70L107 69V71L108 72H112V71H116V70ZM138 71H137V70ZM21 70V69H20ZM48 70V69H47ZM71 70V69H70ZM104 70V71H105ZM121 70V69H120ZM194 71V76H193V71ZM17 71H19V70H17ZM31 71V70H30ZM34 71V70H33ZM69 71V70H68ZM74 71V70H73ZM78 71H80L79 73H80V75H81V72L83 71L82 70V68L80 69V70H78ZM119 71V70H118ZM123 71V70H122ZM121 71V72H122ZM250 71V70H249ZM254 71V70H253ZM256 71H255V74H256ZM15 72V71H14ZM25 72H27V71H25ZM37 72V71H36ZM35 72V73H36ZM148 72V71H147ZM153 72V71H152ZM155 72V71H154ZM156 72H158V73H156ZM155 72V74L157 75H155L156 77H159V75H161L158 79L160 80V81H162L163 82V85H164V82H166V83H169V82H167V76H168V71H167V75H166V77H164V75H163V73L162 74H160V72L159 71H156ZM174 72H176V73H174ZM192 72V73H191ZM7 73V72H6ZM10 73V72H9ZM12 73V72H11ZM31 73L33 74V72L31 71ZM38 73V72H37ZM75 73V72H74ZM78 73V74H79ZM84 73H87L86 71L84 72ZM83 73V74H84ZM102 73V72H101ZM100 73V74H101ZM105 73V72H104ZM103 73V74H104ZM113 73V72H112ZM126 73V76H128V74H127V72H125ZM129 73V72H128ZM173 73H174V75H173ZM254 73V72H253ZM48 74V73H47ZM53 74H55V73H53ZM88 74V73H87ZM90 74V73H89ZM100 74L98 75V77H100ZM102 74V75H103ZM106 75H107V72L105 73ZM115 74V73H114ZM117 74H119V73H117ZM123 74V73H122ZM146 74H148V73H146ZM150 74V73H149ZM148 74V75H149ZM154 74V73H153ZM34 76L35 75H39V74H33ZM74 75V74H73ZM77 75V74H76ZM112 75V74H111ZM110 75V76H111ZM131 75H132V77H133V74L131 73ZM130 75V76H131ZM148 75H144L143 76V74L141 73V76H143V79L142 80H146V79H149L150 80V77L148 76ZM151 75V74H150ZM11 76V75H10ZM29 76V75H28ZM33 76V77H34ZM82 76H84V75H82ZM85 76L89 79V77H91L90 75L89 76H87L86 74H85ZM97 76V75H96ZM95 76V77H96ZM108 76V75H107ZM109 76V77H110ZM164 77V81H163V77ZM173 76V77H172ZM177 76V77H178ZM246 76H248V75H246ZM0 77H2V76H0ZM74 77H75V75H74ZM118 77V76H117ZM125 77V76H124ZM123 77V78H124ZM145 77V78H144ZM147 77V78H146ZM152 77V76H151ZM162 77V78H161ZM168 77V78H169ZM200 77H202V78H200ZM249 77H250V75H249ZM40 78V77H39ZM71 78H73V76L71 77ZM100 78H102V77H100ZM100 78H95V79H100ZM104 78H105V75H104ZM103 78V79H104ZM116 77L114 76V79L112 78V76H111V79H113L114 81L115 80H117V79H115ZM122 78V77H121ZM122 78V79H123ZM135 78L137 79V77L135 76ZM141 77H139L138 79H140ZM248 78V77H247ZM21 79V78H20ZM86 79V78H85ZM87 79V81H90V80H92V81H94V78L93 79H90V80H88ZM120 79V78H119ZM125 79H127V78H125ZM138 79H137V81H138ZM153 79V81L154 82H152V80H146V84L147 85H150V86H147L148 88H147V91H144L143 89L146 87H144L143 89H139L138 87H139V83H137V81H135L134 79V81L136 82V86H137V90H136V88L135 89H133V92L135 93L136 92V94L135 95H137L138 97L141 95V92H142V96L144 97V96H146V94H147V96L151 93L150 92V90H151V86L153 87V85H154V87H155V89H156V87L157 86H155V82L157 83V81H155V79L154 78H152ZM157 79V78H156ZM251 79V78H250ZM263 79V78H262ZM261 79V80H262ZM6 80V79H5ZM33 80V79H32ZM52 80V79H51ZM73 80H74V78H73ZM102 80V79H101ZM105 80V79H104ZM108 80H109V82H108ZM108 80H107V82L109 83V84H111V82L113 81H111L109 78H108ZM129 80H131V79H129ZM129 80H127V82L126 83H130V82H128ZM141 80V79H140ZM142 80H141V82H142ZM158 80V81H159ZM170 80H168V81H170ZM260 80V81H261ZM76 81H78V80H76ZM80 81V80H79ZM111 81V82H110ZM118 81V80H117ZM121 81V80H120ZM126 81V80H125ZM124 81V79L122 80V82H125ZM148 81V82H147ZM175 81V80H174ZM26 82V81H25ZM80 82H82V81H80ZM84 82V81H83ZM105 82V81H104ZM103 82V83H104ZM263 82H264V80H263ZM6 83V82H5ZM10 83V82H9ZM99 83H102V82H100V80H99ZM114 83V82H113ZM119 83V82H118ZM132 83H133V81H132ZM149 83V84H148ZM152 83H154L153 85H151ZM159 83V82H158ZM170 83H171V81H170ZM179 83V82H178ZM177 82H176V84H178ZM250 83H253L252 81L250 82ZM250 83H248L249 85H251ZM260 83V82H259ZM4 84V83H3ZM85 84V83H84ZM114 84H116L117 85V83H114ZM123 84V83H122ZM145 84V81H144V85H146ZM160 84H162V83H159V85ZM255 84V83H254ZM37 85V84H36ZM97 85H100V84H97ZM104 85H106V84H104ZM113 85V84H112ZM119 85H120V83H119ZM135 84H133V87H135L134 86ZM141 85V84H140ZM143 85V84H142ZM143 85V86H144ZM158 85V84H157ZM163 85H161L162 86V88H163ZM262 86H263V83L261 84ZM18 86V85H17ZM132 86V85H131ZM130 86V87H131ZM160 86V87H161ZM254 86V85H253ZM253 86H251V87H253ZM261 86V87H262ZM114 87V86H113ZM112 86H110L109 87V89L110 88H113ZM127 87H128V84H127ZM130 87H129V89H130ZM132 87V88H133ZM142 87V86H141ZM250 87V88H251ZM264 87V86H263ZM102 88H103V86H102ZM108 88V87H107ZM234 88L235 87H233V90H234ZM238 88V87H237ZM257 88V91L259 90V89H261V88H258V87H256ZM20 89V88H19ZM23 89V88H22ZM108 89V91H107V94H108V92L110 91ZM126 88H124V91L122 90V89H119L118 91V93L116 94V95H118L119 93H121L120 92V90L122 91V93H124V92H126L127 91V89L125 90ZM128 89V90H129ZM159 89V88H158ZM161 89V88H160ZM159 89V91H155V90H153V92H155V94H160L161 95V91L162 90H160ZM230 89H231V87H230ZM236 89V88H235ZM100 90V89H99ZM102 90H104V89H102ZM132 90V89H131ZM134 90H136V91H134ZM142 90V91H141ZM151 90V91H152ZM229 90V89H228ZM252 90V89H251ZM96 91H98V90H96ZM106 91V90H105ZM113 91H115V90H111V93L113 92ZM138 91H140V92H138ZM173 91V90H172ZM171 91V92H172ZM225 91V90H224ZM262 91L264 92V90L262 89ZM6 92V91H5ZM87 92V91H86ZM88 92H89V90H88ZM102 92V91H101ZM101 92H100V94L99 93H97L98 94V96L99 95H102L101 94ZM143 92H147L146 94L145 93H143ZM152 92V93H153ZM157 92H159V93H157ZM228 91H226V93H227ZM255 92H256V90H255ZM255 92L254 93H252V94H254L253 95V99H258L257 98V96H256V98H255ZM10 93V92H9ZM128 94L130 93V91L129 92H127ZM140 93V94H139ZM151 93V95H154V93L152 94ZM164 93V92H163ZM168 93V92H167ZM166 93V94H167ZM175 93V96H176V98H177V95H178V93L179 92H172V94H174ZM191 93V92H190ZM194 93H196V92H194ZM193 93V94H194ZM214 93H215V95H214ZM217 93H220V94H218L217 95ZM13 94H15V93H13ZM95 94H96V92H95ZM105 94V93H104ZM103 94V95H104ZM105 95V96H108V95H111L110 94V92H109V94L108 95ZM114 94V93H113ZM127 94V95H128ZM130 94H133L132 93V91H131V93ZM165 94V93H164ZM187 93H185V95H186ZM193 94H190V95H193ZM228 94V93H227ZM227 94H226V96H227ZM252 94H250V95H252ZM259 94H261V91L259 92ZM17 95V94H16ZM91 95H94L93 93H92V91H91ZM101 96V98H99V97H97V95H96V97L97 98H99L100 100H101V102L104 100V98H106V97H104V96ZM115 95V96H116ZM125 95V94H124ZM127 95H126V97H127ZM163 95V94H162ZM187 95H189V94H187ZM203 95H204V93H202V96H200L199 95V93H198V96H196L195 95V99H197V100H199V98L198 97H203ZM222 95H225V94H222ZM222 95H220V97L222 96ZM257 95H258V93H257ZM12 96H14V95H12ZM19 96V95H18ZM17 96V97H18ZM112 96V95H111ZM110 96V97H111ZM119 96H121V95H119ZM118 96V98H119V100H120V97ZM133 96H134V94H133ZM136 96V97H137ZM158 96V98L157 99H159V95H157ZM194 96V95H193ZM193 96H191V99H192V97ZM230 96V95H229ZM15 97V96H14ZM20 98H21V96H19ZM124 97V100H125V96H123ZM130 97V96H129ZM128 97V98H129ZM132 97V96H131ZM130 97V98H131ZM151 97H153V96H151ZM154 97H155V95H154ZM166 97V96H165ZM169 97V96H168ZM174 97V96H173ZM182 97H183V95L181 96V99H182ZM185 97H187V96H185ZM248 96H246V98H247ZM95 98V97H94ZM103 98V99H102ZM188 98V99H187ZM186 99L188 100V102H189V98L190 97H187ZM208 98H207V100H208ZM224 98V97H223ZM250 98V97H249ZM260 98H261V95H260ZM16 99V98H15ZM90 100L88 101V102H93L94 100H96V99H93V101L91 100V98H89ZM112 99V98H111ZM113 99H114V96H113ZM117 99V98H116ZM140 99H141V97H140ZM142 99H144V100H146V97H144V98H142ZM151 99V98H150ZM157 99L155 100L156 101V105H159L158 104V102H157ZM171 99V98H170ZM180 99V98H179ZM178 99V100H179ZM195 99H193V101H196ZM205 99H203L204 101H205ZM210 99V98H209ZM214 99H216V98H214ZM222 99V98H221ZM220 99V100H221ZM248 99V98H247ZM73 100V99H72ZM71 100V101H72ZM85 100V99H84ZM88 99L86 98V101H87ZM98 100V99H97ZM99 100V101H100ZM109 100V99H108ZM118 100V99H117ZM123 100V99H122ZM123 100V101H124ZM128 100V99H127ZM131 100V99H130ZM135 100H137V99H135ZM172 101H173V99H171ZM175 100V99H174ZM177 100V99H176ZM183 100V99H182ZM202 100V99H201ZM213 100V99H212ZM224 100V99H223ZM252 100V99H251ZM105 101H107V98L105 99ZM105 101H103L102 103L101 102H98V101H95V102H93V104H95L96 103V107H99L100 108V106L104 103V105H105ZM148 101H150V100H148ZM161 101H162V97H161ZM169 101V100H168ZM171 101V102H172ZM209 101V100H208ZM229 101V100H228ZM74 102V101H73ZM73 102H72V104H73ZM75 102H76V100H75ZM88 102L86 103V105L88 104ZM89 103V104H92V103ZM98 102V103H97ZM110 102V101H109ZM109 102H108V104H107V102H106V104L109 106ZM113 102H114V100H113ZM125 102H127V101H125ZM132 102V101H131ZM137 102V101H136ZM141 102V101H140ZM145 102V101H144ZM144 102H143V104H144ZM151 102H153V101H151ZM165 102V101H164ZM164 102H163V104H164ZM185 103L187 102L186 100L184 101ZM184 102H183V104H184ZM200 102H202V101H198V103H200ZM209 102H211V101H209ZM208 102V103H209ZM214 102H215V100H214ZM218 102V101H217ZM220 102V101H219ZM101 105H100V104ZM129 103V102H128ZM150 102H148V104H149ZM168 103H170V102H168ZM203 103V102H202ZM216 103V102H215ZM215 103H213V104H215ZM221 103H222V101H221ZM262 103H264V102H262ZM261 103V104H262ZM78 105H79V101H78V103H77ZM92 104V105H93ZM113 104V103H112ZM127 104V103H126ZM125 104V105H126ZM136 104V103H135ZM141 104V103H140ZM146 104V103H145ZM151 104V103H150ZM154 104V103H153ZM153 104H151V105H153ZM161 104V103H160ZM162 104V105H163ZM172 104V103H171ZM180 107L178 108V106H177V108L178 109H180L181 107H185V104H184V106H182L183 104L180 102ZM204 104H205V102H204ZM212 104V105H213ZM65 105H68V104H65ZM70 105H71V103H70ZM69 105V106H70ZM75 105V104H74ZM100 105V106H99ZM103 105V106H104ZM106 105V106H107ZM117 105V104H116ZM119 105V104H118ZM124 105V104H123ZM131 105H132V107H135V106H133V104H130V107H131ZM168 105V104H167ZM189 105H191V104H189ZM197 105V104H196ZM206 105V104H205ZM210 105V104H209ZM212 105H210V107L212 106ZM219 105V104H218ZM95 106H91V107H95ZM120 106V105H119ZM137 106H138V104H137ZM142 105H140V107H141ZM144 106V105H143ZM176 106V105H175ZM175 106L173 107L172 106V108L171 109H173L174 111H170L171 109L168 107V110L170 111V113H172L171 115H172V119H168V117L166 118V120H167V122L165 123V124H167V125H165V127L164 128H162L161 126L162 125H160L159 123H158V127H160L162 130L163 129H165L166 128V130L167 131H169V133H170V135L172 136V134L173 133H175L177 130H178V128L179 127H183V128H185L186 129V127H188L189 126V123H190V119L192 118V114H194V111L192 110V114H191V112H190V110L188 109H186V108H184V109H186V110H184V111H180V110H178L177 108L176 109H174L175 108ZM198 106H199V104H198ZM197 106V107H198ZM201 106V105H200ZM199 106V107H200ZM214 106V105H213ZM216 106V105H215ZM261 106V108H263L264 109V106H262V105H260ZM63 107V106H62ZM116 107H118V106H116ZM123 107V106H122ZM129 107V108H130ZM140 107H139V109H140ZM148 107H149V105H148ZM155 107V106H154ZM159 106H157V108H158ZM162 108H164L165 107V105H164V107L163 106H161ZM167 107V106H166ZM171 107V106H170ZM202 107H204V109H205V107L206 106H202ZM207 107H208V105H207ZM209 107V108H210ZM219 107H220V105H219ZM251 107H253V106H251ZM72 109H73V107H71ZM82 108V107H81ZM88 108L90 109V105L88 106ZM88 108H86V110L88 109ZM98 108V109H99ZM110 108V107H109ZM119 108V107H118ZM124 108H126V107H124ZM128 108V109H129ZM136 108V110H138V108L137 107H135ZM147 108V107H146ZM152 108V107H151ZM151 108H149L150 109V112H151ZM192 108H193V106H192ZM201 108V107H200ZM226 108H228L227 106H226ZM242 108V107H241ZM260 108V109H261ZM83 109V108H82ZM105 109H106V107L104 106V112H105ZM111 109H112V106H111ZM106 110V111H112V110ZM122 109V108H121ZM155 109V108H154ZM166 109V108H165ZM181 109H183V108H181ZM199 109V108H198ZM212 109V108H211ZM219 109V108H218ZM217 109V110H218ZM63 110V109H62ZM71 109H69V111H70ZM85 110V111H86ZM91 110V109H90ZM93 110V109H92ZM94 110H95V108H94ZM124 110V109H123ZM125 110H127V109H125ZM125 110H124V112H125ZM132 110V109H131ZM135 110V109H134ZM135 110V111H136ZM252 110V109H251ZM254 110V109H253ZM262 110V109H261ZM64 111V110H63ZM103 111H102V113H100V112H97V113H100V114H102V117H103ZM113 111H114V109H113ZM113 111L111 112V115H112V113H113ZM130 111V110H129ZM143 111V110H142ZM213 111H216V110H213ZM227 111V110H226ZM71 112V111H70ZM87 112H90V111H87ZM115 113H114V117L116 116V115H118V114H116V111H114ZM122 112V111H121ZM124 112H122L123 114H124ZM131 112V111H130ZM132 112H133V110H132ZM137 112H139V111H137ZM146 112V111H145ZM205 112V111H204ZM256 112V111H255ZM74 113H76V112H74ZM74 113H71V114H74ZM92 113V112H91ZM90 113V114H91ZM106 114H107V112H105ZM121 113V114H122ZM127 113V112H126ZM154 113V112H153ZM156 113V112H155ZM169 113V112H168ZM169 113V114H170ZM209 113V112H208ZM217 113V112H216ZM215 113V114H216ZM223 113H225L224 111H223ZM82 114H84V112L82 113ZM99 114V115H100ZM108 114H110V113H108ZM107 114V115H108ZM132 114H134V113H131L130 115H132ZM141 114H143V113H141ZM145 114V113H144ZM157 114V113H156ZM155 114V115H156ZM196 114V113H195ZM215 114H212L213 116H215ZM219 114V113H218ZM95 115V114H94ZM111 115H108L107 117H109V116H111ZM125 115V114H124ZM166 115H167V113H166ZM199 116H200V114H198ZM224 115H226V114H224ZM73 116V115H72ZM84 116H85V114H84ZM89 116V115H88ZM87 116V117H88ZM96 117H98V114L97 115H95ZM113 116V115H112ZM119 116V115H118ZM118 116H116V117H118ZM125 116H127V115H125ZM149 116H150V114H149ZM152 116H154L153 114H152ZM194 116V115H193ZM202 116V115H201ZM219 116V115H218ZM218 116H217V118H218ZM220 116H222V115H220ZM236 117L232 120V121H227V125H229L230 127H228V128H231L230 130H231V135L233 136L232 138H231V140H233L235 143H236V146L237 147H239V150H238V156L237 157H234L232 154L234 153V152H230L229 151V149H227V148H224V149H222V154H225V159L227 158V161L224 159V157H222V158H219L217 161H216V163H215V166L213 167V165H214V163L213 162H211V163H209V162H207V157H206V153L204 154L203 153V150L207 147V142L206 141H208V140H203V137H205V133H208L209 132V129L208 130H205V132H204V136L203 137H201V140H203V143H206L205 145H203L202 143H199V142H197V143H193V148L194 149H196L197 148V146L199 145L200 146V148H201V150H202V153H199L198 152V150H196L198 153H196L194 156L197 158V159H199V160H201L203 163H205V158H207L206 159V162H207V165H205V167L203 166V169H202V167L200 166V165H197V164H199V163H197L198 161L197 160H194L195 159V157H194V159L192 160V153L191 152H189V153H191L192 155L191 156H189V155H187V156H189V157H187L186 155H185V157H187V158H189L191 161H193V162H195V163H189L190 164V166L192 165V164H196L197 165V167L199 166V167H201V169H200V171H196L197 173H196V175H194L193 174V171L190 173L189 171V173H190V175H194L195 177V179L197 178H199V177H201L202 176V178L204 177V176H206L207 174L209 175V174H219L218 172H221L223 169L225 170V169H227V168H229V167H232V165H234L235 163H237V162H245L247 165H246V171H247V177H245V179L244 180H241V182H239V184H236V181H235V185L233 184L232 186H229V185H227V180H226V185H225V187H224V189L225 190H223V189H221V187H222V184L225 182H223V183H221V185H220V188L218 187V189L216 190V191H218L219 189L221 190H219L218 192H215V195H214V201H212L213 203L210 205V203H209V205H210V207H203L201 204L199 205V209L197 210V211H193V210H191L190 211V217H193L195 220H197L198 222H195L194 220V224L192 225V226H194V229H192V230H188V228H187V226L186 225H184L183 226V228H182V230H180V225H176L175 227H173V229L175 230V231H179V232H183V234L185 235V237H186V240H184V242H183V247H182V250H177L176 252H174V253H172V258H168L169 260H170V262L172 263V262H174L175 264L177 263H183V262H186V264H208V263H216V264H264V250L263 251H260V253L259 254H257V249L258 248H260V247H262L263 245H264V161H261V162H259V163H256V158H254V155H253V153L251 152V153H248L247 152V150H244V145L246 146L247 144H248V137L251 135L250 133L252 132V131H256V132H258L262 137L264 136V119H263V117H262V113H261V115H260V112L258 111L256 114H254L252 111H245V110H242V112L240 113V114H236L235 115ZM27 117V116H26ZM57 117L58 116H56V119H57ZM61 116L59 115V117L58 118H60ZM69 117V116H68ZM82 117V116H81ZM90 117H92V116H90ZM104 118L103 117V119L102 118H100V116H99V118L101 119V121H103L104 119H105V121L107 122V121H111V123L113 124V121L116 119H114V117L112 118V117H109V118H112L113 119V121L112 120H110L109 118ZM130 117V116H129ZM196 117H197V115H196ZM24 118H25V116H24ZM71 118V117H70ZM94 118V117H93ZM99 118H97V119H99ZM124 118V117H123ZM123 118H121V121H118V123L120 122V124L121 125H123L122 123H124L123 122ZM153 118V117H152ZM152 118H148V119H152ZM155 118V117H154ZM210 118V117H209ZM220 118V117H219ZM1 120L3 119V118H0ZM13 119V118H12ZM12 119H6V120H2L3 122H7V124L10 122L9 120H11V124L10 125H12ZM55 119V120H56ZM79 119V118H78ZM99 119V120H100ZM107 119V120H106ZM109 119V120H108ZM119 120H120V117L118 118ZM117 119V120H118ZM132 118H130L129 120H128V123L130 122V120H131ZM147 118H145V120H146ZM163 119H165V118H163ZM163 119H161V120H163ZM194 119V118H193ZM197 119V118H196ZM228 119H229V117H228ZM227 119V120H228ZM24 120V119H23ZM62 120V121H61ZM61 120H59V121H61V124L62 123H67L66 122V120H65V118H63V119H61ZM63 120H65V122L63 121ZM71 120V119H70ZM76 120V119H75ZM92 120V119H91ZM93 120H95V119H93ZM125 120V119H124ZM127 120V119H126ZM134 120V119H133ZM138 119H136V121H137ZM143 120V119H142ZM157 120V119H156ZM160 119H159V121H161ZM19 121H21V119L19 120ZM18 121V123H20L21 124V122H24V121H21V122H19ZM68 121V120H67ZM88 121V120H87ZM98 121V120H97ZM116 121V120H115ZM212 121H214V119L212 120ZM3 122H0V126L2 125H5L6 127H3V132H7V134H11V133H8V132H11L10 131V128L8 129V127L7 126H10L9 124L7 125V124H5V123H3ZM71 122V125H72V121H69V123ZM74 122V121H73ZM133 121L131 120V123H132ZM148 122V121H147ZM151 122V121H150ZM150 122H148V123H150ZM197 122V121H196ZM210 122V121H209ZM208 122V123H209ZM214 122H216V121H214ZM224 122V121H223ZM2 123V124H1ZM15 123V122H14ZM13 123V125L11 126L14 130H16V132H17V130L19 129H21V131H24L25 130V127H23L22 125H18L17 123H16V126H15V124ZM54 123V122H53ZM55 123H56V121H55ZM60 123V122H59ZM80 123V122H79ZM91 123V122H90ZM98 123V122H97ZM102 123V122H101ZM115 123H117V122H115ZM114 123V124H115ZM138 123H140V120L138 121ZM136 124V125H139V124ZM141 123H142V121H141ZM140 123V124H141ZM153 123H154V121H153ZM152 123V124H153ZM157 123V122H156ZM162 123H164V121L162 122ZM201 123H203V121H201ZM207 123V122H206ZM218 123H220L219 121H218ZM24 124H26L25 122H24ZM57 124V125H56ZM56 124H54L55 126L52 128L53 130L55 129V131H53L52 129H51V127H49V129H51L52 131H53V133H51L52 131L51 130H48L47 128H48V126H50V125H48L47 126V128L45 127V129H47L46 131H50L49 132V134H47V132H45V130L44 129H41L42 131L44 130V132L42 133V134H44V138H42V136H40V135H42V134H34L35 133V131L34 130H32V131H28L27 130V132H25L24 131V133H30L29 135L30 136H32L33 134L35 135V136H37L36 138H37V140H38V138H40V142H41V140H45V141H47V142H49L48 140L49 139H51V138H49V139H45V138H47V135H48V137H51V135H53L54 134V139H56L55 137L56 136H58V135H60V133H58V132H56L57 131V128H60V129H58L59 131L61 130V128H62V133H63V126L61 125V124H59V126L61 125L62 127H58V122L56 123ZM99 124V123H98ZM107 124H108V122H107ZM112 124H110V125H112ZM133 124H135V123H133ZM212 124H213V122H212ZM27 125V124H26ZM29 125V124H28ZM104 125H105V122H104ZM117 125V124H116ZM125 125V124H124ZM149 125H151V124H147L146 125V123L144 124V129L146 128V127H148ZM155 126H157V124H154ZM207 125V124H206ZM209 125H211V123H209ZM209 125H207V126H209ZM17 126H21V128H19V127H17ZM30 126V125H29ZM65 126H67V124L65 125ZM74 126V125H73ZM76 126V125H75ZM79 126V125H78ZM87 126V125H86ZM95 126V125H94ZM128 126V125H127ZM140 126V125H139ZM141 126H143V124H141ZM146 126V127H145ZM153 126V125H152ZM190 126H191V124H190ZM205 126V125H204ZM203 126V129H200V130H198V131H200V133L201 132H203L204 131V127ZM216 126H218V124L216 123ZM221 126H223V125H221ZM225 126V125H224ZM38 127V126H37ZM40 127V126H39ZM43 127V126H42ZM43 127V128H44ZM88 127V126H87ZM112 128L111 129H114L113 128V126H111ZM119 127V126H118ZM124 129H126L124 126H122ZM133 127V130L134 129H136V127L135 126H132ZM135 127V128H134ZM192 127H194V126H192ZM202 127V126H201ZM213 127H214V125H213ZM213 127L211 126V128H212V130H213ZM226 127V129H227V126H225ZM6 128V129H5ZM11 128V129H12ZM16 128H18V129H16ZM29 128V127H28ZM31 128H33V126L31 127ZM34 128H35V130H36V127L34 126ZM68 128V127H67ZM67 128H65L66 130L65 131H67ZM71 128H72V126H71ZM70 128V129H71ZM73 128H75V127H73ZM104 127H103V125H102V129H103ZM109 128H110V126H109ZM128 128H130L131 129V127H128ZM150 128H151V126H150ZM149 127L148 128H146V130H148V132L146 131L145 132V130L143 131V130H141L140 128H139V130H141V131H143L145 134L147 133V137H148V134H152V133H154L153 131V129H155V128H152V130L150 129ZM160 128H159V130H160ZM183 128L181 129V130H183ZM198 128V127H197ZM200 128V127H199ZM210 128V127H209ZM210 128V129H211ZM1 129H2V127H1ZM0 129V130H1ZM22 129H24V130H22ZM40 129V128H39ZM69 129V128H68ZM79 129V128H78ZM87 129V128H86ZM89 129V128H88ZM97 129V128H96ZM107 129V128H106ZM123 129V130H124ZM184 129V130H185ZM207 129V128H206ZM221 129V128H220ZM19 130H18V132H19ZM84 130V129H83ZM82 130V131H83ZM110 130V129H109ZM121 130V129H120ZM127 130V129H126ZM138 130V131H139ZM150 130L152 131V133H149L150 132ZM180 130V131H181ZM201 130H203V131H201ZM216 130V129H215ZM215 130L214 131H211V132H215ZM222 130H225V128L224 129H222ZM34 131V132H33ZM42 131H40V132H42ZM69 131V133H71V132H74L75 131V129H74V131H72V129H71V132H70V130H68ZM88 131V130H87ZM105 131V130H104ZM107 131V130H106ZM111 131V130H110ZM113 131H115V130H113ZM118 131V129L116 130V132ZM125 131V130H124ZM137 131V130H136ZM140 131V132H141ZM166 131V132H167ZM180 131H178V132H180ZM189 131H190V129H189ZM188 131V132H189ZM194 131V130H193ZM192 131V132H193ZM206 131H208V132H206ZM15 132V131H14ZM14 132H12V136L14 135V137H13V139H12V137L10 138V137H8L6 134H2V132H1V134L2 135H0V136H2V140L0 141V193L1 192H3L5 189H2L3 188V186L5 187V188H7V184H8V181H14L15 183H17L16 181L17 180H19V182L20 183H22V182H24V181H26L25 179H23V174L21 173V175H20V173H18V172H16V171H14L13 170V168H12V166H13V160L15 159V157H18L16 154V152H13V149H15L16 148V146H17V148H21L20 146H19V144L22 146V141H23V139H21L22 137H25L26 136V134L25 135H23L22 137H17L16 138V136H15V134H17V133H14ZM37 132H38V130H37ZM61 132V131H60ZM84 132V131H83ZM89 132V131H88ZM94 132V131H93ZM97 132H99V133H102V131H99V129L97 130ZM112 132V131H111ZM118 132H120V131H118ZM131 132V131H130ZM143 132H141V134L143 133ZM162 131H160V133H161ZM182 132V131H181ZM216 132H218V134H220L219 133V131H216ZM215 132V133H216ZM228 132V131H227ZM19 133H22V134H24L23 132H19ZM69 133H65V134H68V135H65L66 136V139H70V138H72L73 136H71L70 137V135H73V134H69ZM95 133H96V131H95ZM112 133H114V132H112ZM111 133V134H112ZM127 132H125V134H126ZM133 133V132H132ZM186 133V132H185ZM199 133V132H198ZM213 133H211V134H213ZM214 133V134H215ZM225 134H226V131L224 132ZM223 133V134H224ZM32 134V135H31ZM46 134V135H45ZM51 134V135H50ZM57 134V135H56ZM80 134H82V132L80 133ZM89 134V133H88ZM87 133L85 134V136H87L88 135ZM108 134V133H107ZM110 134V135H111ZM116 134V133H115ZM115 134H113L112 136H114ZM120 134H121V132H120ZM137 134H139V133H137ZM137 134L135 135V130H134V134H133V137L135 136H137ZM176 134V133H175ZM196 133L194 132V135H195ZM210 134V133H209ZM210 134V135H211ZM218 134H216L215 135V138L217 139V137H219V140L220 139H222ZM229 134V133H228ZM250 134V135H249ZM5 135V141H3L4 140V138H3V136ZM18 135H21V134H18ZM56 135V136H55ZM62 135V134H61ZM90 135V134H89ZM153 135V134H152ZM163 135H164V133H163ZM168 136L166 133H165V139H167V137H169V138H172L171 136ZM191 135V136H190ZM190 135H188V133H187V139H186V141H187V143L186 144H188L189 142H190V140L192 139V138H194L195 136L193 135V134H190ZM199 134H197V136H198ZM200 135H202V134H200ZM210 135H209V137H210ZM227 135V134H226ZM230 135V136H231ZM249 135V136H248ZM46 136V137H45ZM63 136V137H62ZM62 136H58V137H61V138H64L65 136L64 135H62ZM70 137V138H68V137ZM78 136V135H77ZM96 136V135H95ZM112 136H110V140H111V137ZM120 136V135H119ZM123 136H124V134H123ZM142 136L143 137H146V136H144V134H142ZM156 136V135H155ZM158 136V135H157ZM157 136H156V138H157ZM164 136H162V138H164ZM179 136H181L180 135V133H179ZM178 135H177V137H179ZM184 136H186V135H184ZM192 136H194V137H192ZM207 136V135H206ZM214 135H212L210 138H212ZM27 137H28V134H27ZM27 137H25V140H28L27 139ZM57 137V138H58ZM94 137V136H93ZM130 136H128V138H129ZM132 137V138H133ZM134 137V138H135ZM139 137V136H138ZM142 137V139H144ZM175 137V138H174ZM173 138H174V140L175 139H177L176 138V135L174 136ZM182 137V136H181ZM226 137V136H225ZM225 137H224V139H225ZM261 137V138H262ZM31 138H33V137H31ZM31 138L29 139V141H31ZM35 138V139H36ZM91 138H92V136H91ZM99 138V137H98ZM101 138V137H100ZM109 138V137H108ZM119 138H122V136L121 137H119ZM131 138V137H130ZM133 138V139H134ZM137 138V137H136ZM161 138V137H160ZM196 138V137H195ZM206 138H208V137H206ZM259 139L260 141L262 140V141H264V139L262 138V139ZM8 139V140H7ZM11 139H12V141H15V142H17V144H15L16 146H11L10 145V143L12 144V141H11ZM15 139V140H14ZM17 139H19V141L17 140ZM20 139L22 140V141H20ZM34 139V138H33ZM60 139V138H59ZM102 139V138H101ZM132 139V140H133ZM138 139V138H137ZM200 139V137H198V141H201V140H199ZM252 139H255L254 137L252 138ZM252 139H250V140H252ZM23 141L24 143L26 142V141ZM36 140V141H37ZM42 141V143H38V144H43L45 141ZM51 140H53V139H51ZM71 140V139H70ZM73 140H74V138H73ZM77 140H78V138H77ZM115 140H117V139H115ZM122 140V139H121ZM120 140V141H121ZM127 140V139H126ZM131 140V139H130ZM135 140V139H134ZM168 140H170V139H168ZM167 140V141H168ZM230 140V141H231ZM11 141V142H10ZM28 141V142H29ZM36 141H31V144L32 145H34V142L35 143H37ZM63 141H64V139H63ZM85 141V142H84ZM86 141L87 140H85L84 138H82V143L83 144H86ZM102 141H104V140H102ZM101 141V142H102ZM109 141V140H108ZM112 141H113V139H112ZM129 141V140H128ZM148 141V140H147ZM211 141V140H210ZM216 142L218 141V140H215ZM227 141V140H226ZM225 141V142H226ZM232 141V142H233ZM7 142H9V144L7 143ZM19 142V143H18ZM55 142V141H54ZM57 142V141H56ZM67 142H69V141H67ZM95 142V141H94ZM97 142V141H96ZM123 142H124V140H123ZM126 142V141H125ZM138 142V141H137ZM141 142V141H140ZM139 142V143H140ZM155 142V141H154ZM171 142V141H170ZM213 142H214V140H213ZM215 142V143H216ZM220 141H218V143H219ZM223 142V141H222ZM233 142V143H234ZM258 142V141H257ZM30 143V142H29ZM29 143H28V145H29ZM64 144H65V142H63ZM71 143V142H70ZM82 143H80V144H82ZM87 143H89L88 144V146L90 145V142L88 141ZM98 143V142H97ZM97 143H95V144H97ZM100 143V142H99ZM104 143V142H103ZM116 143V142H115ZM153 143V142H152ZM221 143V142H220ZM226 143H228V142H226ZM232 143V144H233ZM261 143V142H260ZM38 144H36V145H38ZM48 144V143H47ZM57 144H58V142H57ZM56 144V145H57ZM60 144H62L61 143V141H60ZM60 144H59V146H60ZM64 144H62L63 146H64ZM67 144V143H66ZM69 144V143H68ZM74 144H75V142H74ZM76 144H77V142H76ZM91 144H92V142H91ZM105 144V143H104ZM104 144H102V145H104ZM118 144V143H117ZM119 144H120V142H119ZM126 144V143H125ZM138 144V143H137ZM141 144V143H140ZM151 144V143H150ZM155 144V146H156V142L154 143ZM175 144V143H174ZM173 144V145H174ZM179 144V143H178ZM191 144V143H190ZM190 144H188L189 146H190ZM225 144V143H224ZM259 144V143H258ZM262 144H263V142H262ZM261 144V145H262ZM28 145H23V146H28ZM35 145V146H36ZM54 146V148H56L57 146H55V144H53ZM101 145V146H102ZM113 146L115 145L114 143L112 144ZM152 145V144H151ZM150 145V149H151V153H157V151H158V149H156V147L155 148H153V146H151ZM172 145V148L174 147ZM177 145V144H176ZM256 145H257V143H256ZM264 145V144H263ZM31 146V145H30ZM35 146H34V148L33 149H35ZM38 146H40V145H38ZM83 145H81V147H82ZM100 146V145H99ZM98 146V147H99ZM100 146V147H101ZM125 146V145H124ZM131 146V145H130ZM134 146V145H133ZM135 146H136V144H135ZM143 146V145H142ZM165 146V145H164ZM164 146H162L163 148L162 149H159L160 151H159V154H160V156H161V158H163L162 156H163V154H165L164 155V157L166 156V153L167 152H165L166 150L167 151H170V150H178L177 149V146L175 147L176 149H170L169 147H166L165 146V148H166V150L164 149ZM204 146H206L205 148H204ZM228 146V145H227ZM234 146H235V144H234ZM11 147V148H10ZM37 147V146H36ZM53 147L51 148L52 149V151H53ZM62 147V146H61ZM70 147V146H69ZM76 147H78V146H76ZM81 147H79V148H81ZM86 147H87V145H86ZM90 147V146H89ZM99 147V148H100ZM103 147V146H102ZM111 147V146H110ZM137 147V146H136ZM141 146H139V148H140ZM208 147H211V144H209L208 145ZM213 147V146H212ZM218 147H220V144H219V146ZM256 147V146H255ZM254 147V148H255ZM27 147H25V149H26ZM31 148V147H30ZM39 148V147H38ZM58 148H60V147H58ZM75 148V147H74ZM99 148H96V149H99ZM106 149L108 148V147H105ZM123 148V147H122ZM130 148V147H129ZM134 148V147H133ZM142 149H143V147H141ZM140 148V149H141ZM168 148H169V150H168ZM182 148V147H181ZM186 148H188V146H186ZM185 148V149H186ZM246 148H247V146H246ZM262 148H264V146H262ZM57 149V148H56ZM64 149H65V146H64ZM70 149V148H69ZM77 149V148H76ZM82 149V148H81ZM84 149V148H83ZM103 149V148H102ZM113 149V148H112ZM114 149H116V148H114ZM113 149V151H114V153H116L115 152V150ZM132 149V148H131ZM145 149H146V147H145ZM189 149V148H188ZM188 149H186V151L188 150ZM192 148H191V146H190V150H191ZM209 149V148H208ZM211 149V148H210ZM230 149H232V148H230ZM256 149H257V147H256ZM258 149H259V145H258ZM22 150L23 149H21V152H20V150H19V152L21 153V156H23L22 155ZM27 150V149H26ZM30 150V149H29ZM46 150H48V149H46ZM60 150H62L63 151V149H60ZM71 151H72V149H70ZM88 150V149H87ZM121 150L122 149H120V152H121ZM136 149H134V151H135ZM137 150H138V148H137ZM149 150V149H148ZM15 151H17L18 152V150H15ZM31 151V150H30ZM50 151V150H49ZM57 150H54V152L53 153H55ZM77 151V150H76ZM79 151V150H78ZM89 151V150H88ZM93 151V150H92ZM100 151V150H99ZM112 151V152H113ZM119 151V150H118ZM125 151V150H124ZM140 151V150H139ZM143 151H145V150H143ZM189 151V150H188ZM205 151V150H204ZM9 152V153H8ZM12 152L13 153H15L14 154V156H13V154H12ZM27 152V151H26ZM25 151L23 152V154L24 153H26ZM51 152V151H50ZM58 152V151H57ZM60 152V154H62L61 153V151H59ZM65 152H66V150H64V154H65ZM82 152H84V150L82 151ZM95 152H97V150L95 151ZM120 152H119V157H120ZM138 152V151H137ZM136 151H135V153L134 154H137L138 155V157L141 155H139V153H141V152H139V153H137ZM178 152V151H177ZM183 152H185V150L184 151H182V153ZM207 152V151H206ZM209 152H211L210 150H209ZM209 152H208V154H209ZM219 152L221 153V151L219 150ZM28 153H30L29 151H28ZM52 153V154H53ZM69 153V152H68ZM72 153H74V152H72ZM80 153V152H79ZM78 153V154H79ZM90 153V152H89ZM100 153V152H99ZM118 153V152H117ZM116 153V154H117ZM122 154H124L123 152H121ZM144 153H147L148 154V152H144ZM144 153H142L143 155H145ZM155 153V154H156ZM176 153V152H175ZM185 153H188V152H185ZM218 154L219 156L221 155V154ZM49 154V153H48ZM59 154V155H60ZM84 154V153H83ZM82 154V155H83ZM101 154V153H100ZM105 154V153H104ZM108 154V153H107ZM111 154V153H110ZM127 156H129V154H127V152L125 153ZM131 154V153H130ZM150 154V153H149ZM148 154V156H151V158H148V159H150L151 160V163H150V166H148V167H146V171H144V174H143V178L141 179V178H138V179H135L136 181H142V183L144 182V183H149L150 184V186L152 185V184H154L153 183V181H154V179L156 180V179H160V177H162V176H160V175H163V174H160V168H161V166H162V164H163V162H162V160H159V159H161V158H159V159H157L156 158V156H152V155H149ZM173 154V153H172ZM172 154L170 153V155L172 156ZM181 154V153H180ZM211 154V153H210ZM209 154V155H210ZM258 154V153H257ZM20 155V154H19ZM40 155V154H39ZM45 155H47V153L46 154H43V155H41V157L43 156H45ZM59 155H55V156H59ZM69 155V154H68ZM71 155V154H70ZM77 155V154H76ZM102 155V154H101ZM142 155V157H146V155L145 156H143ZM174 156L176 155V154H173ZM183 155V157H182V159L184 158V154H182ZM182 155H180V156H182ZM214 155H215V151H214ZM214 155H213V157H214ZM36 156H38V155H36ZM35 156V157H36ZM52 156V155H51ZM94 156H96L95 154H94ZM103 156V155H102ZM105 156V155H104ZM114 156V155H113ZM116 156V155H115ZM167 156H168V154H167ZM173 156V157H174ZM256 156V155H255ZM20 157V156H19ZM39 157V156H38ZM40 157V158H41ZM46 158L48 157V156H45ZM44 157V158H45ZM57 157H55V158H57ZM71 157V156H70ZM74 157H75V154H74ZM86 157H88V156H86ZM85 156H84V160L86 161V158ZM90 157V156H89ZM92 157V160L93 159H95V158H93V155L91 156ZM90 157V158H91ZM97 157V156H96ZM123 157V156H122ZM122 157L121 158H118V159H122ZM134 157V156H133ZM135 157H137V156H135ZM141 157V158H142ZM176 157V156H175ZM178 157H179V155H178ZM256 157H259V156H256ZM13 160H12V159ZM37 158V157H36ZM36 158L34 159V157H33V163L34 164H32L33 165V167H32V165H30L29 164V162H28V166H26L25 168H23V169H26V170H28V169H31L29 166H31L32 167V170H35L34 168L36 167L35 166V162H36ZM45 158V159H46ZM53 156L52 157H50L49 158V160H48V158L45 160L47 163L49 162V164H50V162L51 161H53V162H55L54 161V159H55ZM103 158V157H102ZM108 158V157H107ZM116 158V157H115ZM124 158V157H123ZM180 158V157H179ZM178 158V159H179ZM262 158V157H261ZM18 159V158H17ZM39 159V158H38ZM37 159V160H38ZM42 159V161H43V158H41ZM40 159V160H41ZM52 159V160H51ZM67 159V158H66ZM65 159V160H66ZM70 159H73V158H69V160ZM109 159V158H108ZM114 159V158H113ZM112 159V160H113ZM126 159H130V158H126ZM133 159V158H132ZM131 159V160H132ZM135 159V158H134ZM143 159V158H142ZM175 159H177V158H175ZM223 159V160H222ZM241 159V160H240ZM31 160H32V158H31ZM56 160V159H55ZM68 160V161H69ZM76 160V159H75ZM79 160V159H78ZM82 160H83V157H82ZM98 160V159H97ZM107 160V159H106ZM139 160V159H138ZM137 159H136V162L138 161ZM173 160H174V158H173ZM183 160H185V162H186V160L188 161V159H183ZM39 161V160H38ZM41 161V162H42ZM67 161V162H68ZM72 161V160H71ZM70 161V162H71ZM114 161V160H113ZM115 161H116V159H115ZM123 161V160H122ZM130 161V160H129ZM162 162V164L160 165V168H159V162ZM165 161V160H164ZM258 161V160H257ZM260 161V160H259ZM26 162H27V160H26ZM45 162V163H46ZM70 162H68V163H70ZM75 162V161H74ZM79 162V161H78ZM91 162V161H90ZM95 162V161H94ZM103 162V161H102ZM101 162V163H102ZM117 162V161H116ZM156 162H157V166L158 167H156L155 166V164H156ZM166 162V161H165ZM184 162V161H183ZM38 163H40V161L38 162ZM62 163V162H61ZM60 163V165H62V167L65 165V162H63L62 164ZM82 163V162H81ZM87 163H88V161H87ZM113 163V162H112ZM118 163V162H117ZM116 163V164H117ZM167 163H169L168 161H167ZM181 163V162H180ZM67 164V163H66ZM76 164H77V161H76ZM92 164V163H91ZM90 164V165H91ZM94 165H95V163H93ZM105 164V163H104ZM115 163H113V165L112 166H116V164L114 165ZM124 164V163H123ZM165 164V163H164ZM183 163H181V165H182ZM201 165H202V163H200ZM238 164V163H237ZM18 165V164H17ZM23 165V164H22ZM37 165V164H36ZM40 165V164H39ZM54 165H56V164H54ZM82 165V164H81ZM80 165V166H81ZM89 165V164H88ZM107 165H108V163H107ZM110 165V164H109ZM120 164L118 163L117 164V167L119 166ZM143 165H145V162L143 163ZM188 165V164H187ZM220 165V168L219 169H222L221 171H218L216 168L218 167V166ZM239 165V164H238ZM244 164H242V166H243ZM35 166V167H34ZM66 166V165H65ZM98 166V165H97ZM96 166V167H97ZM100 166V165H99ZM106 166V165H105ZM124 166V165H123ZM133 166H135V165H133ZM137 166V165H136ZM167 166V165H166ZM186 165H184V167H185ZM222 166H223V168H222ZM241 166V165H240ZM242 166L241 167H239V168H242ZM18 167H20V166H18ZM24 167V166H23ZM38 167V166H37ZM49 167V166H48ZM61 167V168H62ZM79 167V166H78ZM116 167V168H117ZM183 167V166H182ZM187 167V166H186ZM193 167H195V166H193ZM192 166H191V168H193ZM28 168V169H27ZM49 168H51V167H49ZM61 168H58L60 171L62 170ZM88 168H89V166H88ZM127 168V167H126ZM174 167H172V168H170V169H173ZM176 168V167H175ZM179 168H181V167H179ZM178 168V169H179ZM191 168H189V167H187V169H185V168H182V169H185L184 171H185V173H186V171L187 170H189V169H191ZM196 168V167H195ZM244 168V167H243ZM254 168H255V170H257V171H259V173H257L255 170H254ZM14 169H16V168H14ZM21 169V168H20ZM67 169V168H66ZM85 169V172L87 173V171H86V168H84ZM91 169H92V167H91ZM103 169V168H102ZM113 169V168H112ZM166 169V171H168V167L167 168H165ZM197 169V168H196ZM199 169V168H198ZM197 169V170H198ZM215 169L218 171V172H216L215 171ZM58 170V171H59ZM63 170H64V168H63ZM73 170V169H72ZM71 170V171H72ZM75 170V173H76V169H74ZM120 170V169H119ZM162 170H164V166H163V169H161V173H162ZM235 170V169H234ZM240 171H242L241 169H239ZM244 171H245V169H243ZM57 171V172H58ZM79 172H82V171H80V170H78ZM170 172H175V171H177L178 172V170H176V169H173V171L172 170H169ZM168 171V172H169ZM179 171H181L182 173H183V171L182 170H180L179 169ZM232 171V170H231ZM230 171V172H231ZM240 171H238L239 173H237V174H239L240 175ZM244 171H242L244 174H245V172ZM24 172V171H23ZM31 172V171H30ZM73 172V171H72ZM79 172L78 173H76V175L75 176H77V175H79ZM92 172V171H91ZM102 172V171H101ZM165 171H163V173H164ZM173 172V173H174ZM25 173V172H24ZM33 173V172H32ZM65 173H67V172H65ZM71 173V172H70ZM89 173H90V171H89ZM88 173V174H89ZM99 173V172H98ZM104 173V172H103ZM121 173V172H120ZM142 173V172H141ZM49 174V172L48 173H45L43 170H38V174H37V176H38V180L39 179H46V178H43L44 176H47ZM74 174V173H73ZM85 174V173H84ZM105 174V173H104ZM166 174V173H165ZM178 174H180L179 172H178ZM177 174V175H178ZM231 175H234V174H232V172L230 173ZM20 175V177H18ZM86 175V174H85ZM91 174H89L88 176H90ZM99 175V174H98ZM124 175H125V173H124ZM128 174H126L125 176H127ZM167 176H168V174H166ZM174 175V174H173ZM176 175V176H177ZM189 175V176H190ZM207 175V176H208ZM229 175V174H228ZM227 175V176H228ZM235 175H236V173H235ZM234 175V176H235ZM81 176H82V174H81ZM80 176V178H81V180L82 179H84V176H83V178ZM88 176H85V178L86 177H88ZM141 175H139V177H140ZM164 176V175H163ZM167 176H166V178H167ZM188 176V175H187ZM186 175H185V177L184 178H188L187 180H190L191 178H189V177H187ZM213 176V175H212ZM219 176V175H218ZM243 176V175H242ZM31 177H33V176H31ZM36 177V176H35ZM66 177V176H65ZM65 177H63L64 179H65ZM108 177V176H107ZM182 177V176H181ZM229 177V176H228ZM227 177V178H228ZM230 177H233V176H230ZM229 177V178H230ZM237 177V176H236ZM34 178V177H33ZM56 178H58V177H56ZM67 178H69V176H67ZM75 178H77V177H75ZM79 178V179H80ZM102 177H100V179H101ZM172 178V177H171ZM177 179H178V177H176ZM207 178H209V176L207 177ZM213 179L215 178V176L214 177H212ZM218 178V177H217ZM219 178H220V176H219ZM218 178V179H219ZM241 178V177H240ZM243 178H244V176H243ZM34 179H37V178H34ZM33 179V180H34ZM61 179V178H60ZM63 179V180H64ZM70 179V178H69ZM91 179H95L96 180V178H94V176H93V178L91 177ZM103 179V180H102ZM101 179V181L103 182V183H105V181H104V177ZM158 179V180H159ZM163 179V178H162ZM161 179V180H162ZM169 179V178H168ZM176 179V180H177ZM182 179V178H181ZM212 179V180H213ZM221 179V178H220ZM235 179V177H233V179L232 180H234ZM236 179H238V178H236ZM31 180V179H30ZM29 180V181H30ZM32 180V181H33ZM71 180V179H70ZM98 180V179H97ZM108 180V179H107ZM117 180H121V178H119V179H117ZM193 180L194 179H192V183H193ZM200 180H201V178H200ZM203 180V179H202ZM206 180V179H205ZM239 181H240V179H238ZM237 180V181H238ZM58 181V180H57ZM66 181V180H65ZM67 181H69V180H67ZM66 181V182H67ZM75 181H77V180H75ZM74 181V182H75ZM91 181V180H90ZM93 181V180H92ZM109 181H111V180H109ZM109 181H107V182H109ZM125 181H127V179L125 180ZM132 181V180H131ZM166 181V180H165ZM165 181H164V183H165ZM167 181H169V180H167ZM173 181H174V179H173ZM186 181V180H185ZM195 181H197V180H195ZM195 181H194V183H195ZM221 182H222V180H220ZM28 181H26L23 185H25L26 183H27ZM38 182V181H37ZM77 182H81L80 180L79 181H77ZM84 182H87V181H84ZM96 182V181H95ZM94 182V183H95ZM118 182V181H117ZM134 182V181H133ZM132 182V183H133ZM155 182V181H154ZM156 182H157V180H156ZM155 182V183H156ZM187 182V181H186ZM185 182V183H186ZM202 182V181H201ZM207 183L209 182L210 183V180H208V181H206ZM213 182V181H212ZM230 182H233V181H231V178H230ZM34 183V182H33ZM45 183H46V181H45ZM98 183H100V182H98ZM98 183H96V185L98 184ZM120 183V182H119ZM122 183L123 182H121L120 184L122 185ZM127 184H128V181L126 182ZM125 182L123 183V185L124 184H126ZM141 183V182H140ZM169 183V182H168ZM173 183V185H175L174 184V182H172ZM189 183H190V181H189ZM192 183H190L191 185H192ZM193 183V184H194ZM200 183V182H199ZM240 183H242V184H244L245 186H240V193L241 192H243V191H245V193H247V194H249L250 196H252V199H250V198H247V196H246V198H243V196H242V198H241V194L239 193V196L240 197H236V195L238 194V192L239 191H237L236 189H237V185H240ZM29 184V183H28ZM49 184V183H48ZM64 184V183H63ZM67 184V183H66ZM65 184V185H66ZM87 184V183H86ZM90 184H92V183H90ZM106 184H109V183H106ZM115 184V183H114ZM120 184H119V186H120ZM135 184H136V182H135ZM180 183L178 182V185H179ZM187 184H188V182H187ZM187 184H185V188L187 187V186H189V184L187 185ZM22 185V184H21ZM20 185V186H21ZM34 186H35V184H33ZM50 185V184H49ZM60 185V184H59ZM71 185V184H70ZM70 185H68V186H70ZM82 185V184H81ZM89 185V184H88ZM87 185V186H88ZM96 185H92V186H90L91 188L93 187V186H96ZM99 185V184H98ZM97 185V186H98ZM104 185V184H103ZM109 185H111V183L109 184ZM116 185V184H115ZM132 185V184H131ZM131 185H130V188H131ZM145 185V184H144ZM161 185H163L162 183L160 184V186ZM165 185V184H164ZM168 185V184H167ZM176 185H177V182H176ZM195 185V187L192 189V191L191 190H189V189H187V191L189 190V191H191L192 193H197L198 191H197V189L199 190V188L196 186V184H194ZM206 185H208V184H206ZM210 185V184H209ZM208 185V186H209ZM28 186V185H27ZM27 186H25L26 188H27ZM31 186V185H30ZM29 186V187H30ZM33 186V187H34ZM37 186V185H36ZM47 186V185H46ZM46 186H43V184H42V186L40 185H38V188L36 189L37 191H35V193L36 194H38L41 198H42V196H43V198H44V200H47V202H43V201H41L42 203H38L37 201H36V199L34 200V198H31L32 199V201H30V200H28V198L26 199V198H24V200H22V199H19V200H16V201H12V202H9V201H7V202H4V203H0V204H2V205H5L4 207H0V242L2 241V242H4L3 243V247L1 248L2 250H3V248H6V249H4L5 251H8L7 252V254H9L10 252H11V257H9L8 256V258H12V262H15V263H17V264H32L33 262H35L36 261V263L38 264H53V263H55V261H59V264L61 263L60 261H62V264L64 263V264H67L68 262L69 263H71V261L72 262H74L75 263V261H82V260H84V259H87V257H88V259L90 260V258H92V257H90V256H92L93 255V257H95V258H99V256H97V255H100V254H103V253H107V252H111L112 250H113V247H114V245H115V249L114 250H117L118 251V253L116 252V254H119V253H123V254H120V256L117 258V255L116 254H114L113 253V255L112 256H116V258L117 259H115V260H118L120 257H124V256H121V255H126V254H128L131 250L132 251H134V250H137V248H142V249H144L143 251L145 252V249L147 250V246H148V244L150 243V244H153L154 245V242H153V239L155 240V235H157L158 236V233L157 234H155L154 236H152L154 233L152 232V234H150L149 233V231H147V230H144V228H142V229H139L140 228V226H139V228H138V226H136V225H134V224H136L137 222H134L133 220H131V222L133 223H131L129 226H130V231H126L124 234L123 233H121L120 232V234H119V229H118V227L119 226H116V222H118L117 223V225H119L120 223H119V221H118V219H119V214L121 213V211H120V208L118 209V205H120V204H118V203H116L115 201V203H113V204H109V206H112V207H114V208H116V209H118V210H115V209H111L110 210V208L108 209L107 207H108V205H107V207L104 205H100V204H102V202L99 204V201L101 200H99L98 198V204L100 205V206H97L96 205V203H94L95 201H92V202H90L91 201V199H90V201H88L89 199H88V196H85V197H87V199L86 200H84V195L82 194V192L81 193H79L78 194V198L81 196V194H82V199L84 200V201H88V202H86L85 204L86 205H82L81 204V206H78V205H75V206H73V205H71L70 203H75L76 204V202H75V199H73V202H70L69 204H67V205H69V208H67L66 210L69 212V213H71L72 214V217H73V219H72V221L70 222L71 223V225H69V226H65V225H67V224H69V222L66 224V221H64V223H61L62 224V226L60 225V226H57V225H59V223H60V220H62V218L60 219L59 218V215H57V214H59L58 212H60V210H62V209H60L59 207L57 208V206H51L52 205V201L55 199V198H57V197H52L51 196V194H52V190H51V188L49 189V188H46ZM71 186H73V188H74V184H73V181H72V185ZM86 186V185H85ZM87 186H86V188H87ZM100 186H101V188L103 187L102 185H101V183H100V185H99V188H100ZM116 186H118V185H116ZM141 186V185H140ZM146 187H147V189H148V191L150 190L149 188H148V186H147V184L145 185ZM149 186V187H150ZM170 186V185H169ZM193 186V185H192ZM203 186H205V183L203 184ZM216 186H215V188H216ZM24 187V186H23ZM28 187V192H29V189H31L32 190V188H29ZM48 187H50V186H48ZM61 187V186H60ZM59 187V188H60ZM84 187V186H83ZM82 187V188H83ZM108 188L110 187V186H107ZM120 187H122V186H120ZM120 187H118V188H120ZM125 187V186H124ZM133 187H135V188H138L139 187V185H137V187H136V185L135 186H133ZM141 187H143V186H141ZM158 187H159V185H158ZM162 187V186H161ZM179 188H180V186H178ZM64 188V187H63ZM68 188V187H67ZM75 188L77 189V186H75ZM97 188V187H96ZM104 188H106L105 186H104ZM103 188V189H104ZM114 188H116V187H114ZM123 188V187H122ZM178 188V189H179ZM189 188V187H188ZM201 188V187H200ZM203 188V187H202ZM215 188H214V190H215ZM70 189V188H69ZM69 189L67 190L66 188L64 189V191L66 190L67 192L69 191ZM72 189V188H71ZM76 189H75V191H76ZM80 189V188H79ZM79 189H78V191H79ZM87 189H89V187L87 188ZM109 189H111V188H109ZM112 189H113V187H112ZM140 190H142L141 188H139ZM144 189V188H143ZM147 189H145L144 190V192H146V196H147V192L148 191H146ZM154 189H156V188H154ZM162 189H164V188H162ZM161 189V190H162ZM178 189L176 188V190L178 191ZM228 189H234V190H231V191H228ZM23 190V189H22ZM30 190V191H31ZM58 190H60V189H57L56 190V192L57 193H59V192H61V191H59L58 192ZM83 190V189H82ZM91 190V189H90ZM94 189H92V191H93ZM108 189L106 188V192H108L107 191ZM116 190V189H115ZM119 190V192H120V189H118ZM117 190V191H118ZM132 190V189H131ZM160 190V189H159ZM184 190V189H183ZM33 191H34V188H33ZM84 191H86V190H83V192ZM98 191V190H97ZM97 191H95V192H97ZM105 191V190H104ZM103 191V195H104V192ZM113 192H114V189L112 190ZM117 191H115L114 193H116ZM135 191H136V189H135ZM135 191H133V193L135 192ZM143 191V190H142ZM151 191V193L153 192L152 191V189L150 190ZM150 191L148 192V193H150ZM186 191V192H187ZM18 192V190L16 191V194H18L17 193ZM27 192V193H28ZM72 192H74L73 191V189H72ZM90 192V194H91V191H89ZM89 192H88V194H89ZM101 192V191H100ZM110 192V191H109ZM119 192H117L118 194H119ZM155 192V191H154ZM153 192V193H154ZM158 191H156L155 193H157ZM161 192V191H160ZM185 192V191H184ZM183 192V193H184ZM199 192H200V190H199ZM213 192V191H212ZM31 193V192H30ZM30 193H28V194H30ZM34 193V195H32V196H36V194ZM71 193V191L68 193L69 195H71L70 194ZM86 193V192H85ZM92 193H94V192H92ZM116 193V194H117ZM121 193H123V195L121 196L122 198L125 196V195H127L129 192H128V190L127 191H124V190H121ZM132 193V194H133ZM141 193V192H140ZM181 193V192H180ZM214 193V192H213ZM228 193H230L231 195H232V197L230 196V194L228 195ZM15 194V195H16ZM24 194V193H23ZM26 194V193H25ZM24 194V195H25ZM60 194V193H59ZM62 194V193H61ZM66 194V193H65ZM73 194V193H72ZM87 194V195H88ZM90 194H89V197H90ZM97 194V193H96ZM96 194H93V195H95L96 196ZM106 194V193H105ZM117 194V196H119ZM131 194V193H130ZM131 194V195H132ZM137 194H139V193H137ZM157 194H159V193H157ZM166 195H167V193H165ZM191 194V193H190ZM23 195V196H24ZM31 195H29V198H30V196ZM58 195V194H57ZM92 195V196H93ZM99 195V194H98ZM109 195H111V194H109ZM113 195H115V194H113ZM144 195H145V193H144ZM159 195H161V194H159ZM169 195H171V194H169ZM169 195H167V196H169ZM183 195V194H182ZM181 195V196H182ZM186 195V194H185ZM13 196H14V194H13ZM18 196V195H17ZM27 196V195H26ZM31 196V197H32ZM39 196H38V198H39ZM55 196H56V194H55ZM106 196V195H105ZM129 196V195H128ZM133 196H134V194H133ZM143 196V195H142ZM145 196V197H146ZM158 196V195H157ZM156 194L155 195H153V198L155 199L156 197ZM193 196V195H192ZM262 197L263 199H262V201H261V203L260 204H258L257 205V208L256 209H251L249 206H248V204H255V201H254V199L255 198H257V197ZM0 197H1V195H0ZM19 197H22L21 195L19 196ZM25 197V196H24ZM68 197V196H67ZM72 197H77V194L74 196H72ZM98 197V196H97ZM104 197V196H103ZM103 197H101V195H100V198H103ZM106 197H108V196H106ZM105 197V198H106ZM111 197V196H110ZM109 197V198H110ZM113 197V196H112ZM120 197V196H119ZM119 197H117V198H119ZM126 197V196H125ZM130 197H132V196H129V198ZM135 197V196H134ZM163 197V199L165 198L164 197V195L162 196ZM184 197V196H183ZM190 197V196H189ZM213 197V196H212ZM249 197V196H248ZM2 198V197H1ZM15 198L16 197H14V200H15ZM37 198V199H38ZM59 198L60 197H58L57 199H58V201H59ZM64 198H65V196H64ZM93 198L94 197H92V200H93ZM114 198V197H113ZM116 198V199H117ZM127 198V197H126ZM138 198H141V197H138ZM142 198H144V197H142ZM188 198V197H187ZM186 198V199H187ZM192 198V197H191ZM191 198H189V199H187V200H189V201H191L190 199ZM57 199H56V203L58 202L57 201ZM61 199V198H60ZM67 200H68V198H66ZM96 199V198H95ZM110 199H112V198H110ZM121 199V198H120ZM131 199V202L130 203H133L134 204V202H133V197L132 198H130ZM133 199V200H132ZM136 199H137V197L135 198V201H136ZM148 199V198H147ZM147 199H146V201H147ZM152 198H151V196L149 197V200L147 201L148 203H149V201L151 200ZM157 199H159V198H157ZM161 199V198H160ZM180 199H181V197H180ZM193 199H194V197H193ZM207 199V198H206ZM210 199V198H209ZM41 200V199H40ZM66 200V202L68 203V201ZM103 200V199H102ZM108 200V199H107ZM114 200H115V198H114ZM129 200V199H128ZM139 200V199H138ZM165 200V199H164ZM164 200H163V202H164ZM184 200V199H183ZM257 200V199H256ZM259 200V199H258ZM1 201V200H0ZM39 201V200H38ZM49 201H50V203H49ZM55 201V200H54ZM53 201V202H54ZM62 201V200H61ZM78 201V200H77ZM82 201V200H81ZM83 201V202H84ZM96 201V202H97ZM143 201V204L144 203H146V201L144 202V199H142V200H140V202H142ZM154 201V200H153ZM153 201L151 202V204L153 203ZM181 202H182V200H180ZM63 202V201H62ZM65 202V203H66ZM129 202V201H128ZM139 202V201H138ZM137 201H136V204L138 203ZM139 202V203H140ZM155 202V201H154ZM161 202V201H160ZM162 202V203H163ZM184 202V201H183ZM182 202V203H183ZM210 202H211V200H210ZM257 202V201H256ZM47 203H49V206L50 207H45V208H43L44 207V204H47ZM55 203V204H56ZM61 203V202H60ZM104 203V202H103ZM138 203V204H139ZM159 203V202H158ZM179 203V202H178ZM188 203H190V202H188ZM43 204V205H42ZM59 204V203H58ZM58 204H56V205H58ZM77 204H79V203H77ZM106 204V203H105ZM122 204V203H121ZM137 204V205H138ZM141 204V203H140ZM150 204V205H151ZM180 204V203H179ZM184 204V203H183ZM205 204H207V202L205 203ZM35 205H38V207L37 206H35ZM41 205L43 206L42 208L43 209H41ZM65 205V204H64ZM80 205V204H79ZM132 205V204H131ZM145 206H146V204H144ZM143 205V206H144ZM160 205V204H159ZM128 206V205H127ZM134 206H135V204H134ZM133 206V207H134ZM140 206V205H139ZM138 206V207H139ZM142 206V205H141ZM141 206H140V208H141ZM155 206H156V204H155ZM180 205H178V207H179ZM189 206V205H188ZM129 208H130V205L128 206ZM148 207H150V206H148ZM165 207V206H164ZM163 207V208H164ZM181 208H182V206H180ZM179 207V210L181 209ZM187 207V206H186ZM61 208H63L62 206H61ZM122 208H123V206H122ZM174 208H177V206H174ZM185 208V207H184ZM184 208H183V210H184ZM246 208H248L247 210H249V211H247L246 210ZM254 208V207H253ZM5 209H6V211H5ZM65 209V208H64ZM143 209V208H142ZM149 209V208H148ZM148 209H146V207L144 208V210H147L148 211ZM2 210H4L5 212H4V214H6L5 216H3L2 214H3V211ZM134 210V209H133ZM152 210L154 211V206H153V208H152ZM157 210H158V208H157ZM164 210H166V208L164 209ZM164 210H160V212L162 213ZM171 211H172V208L170 209ZM177 210V209H176ZM65 211V210H64ZM63 211V212H64ZM66 211V212H67ZM113 211V212H112ZM130 212V211H129ZM134 212H138V211H134ZM133 211H132V214L134 213ZM139 212H141L140 211V209H139ZM159 212V213H160ZM65 213V212H64ZM127 213H128V211H127ZM131 213V212H130ZM145 213H147V212H145ZM145 213H143V214H145ZM149 213V212H148ZM153 214H155L156 213V211L155 212H152ZM67 214V213H66ZM140 214V213H139ZM183 214V213H182ZM1 215L3 216V217H1ZM120 215H122V214H120ZM148 215V217H150V220L154 217L153 215V217L151 218V214L149 213V214H147ZM161 214H159V216H160ZM38 216V217H37ZM63 217H65V218H63V220L65 219L66 220V217H67V215H62ZM69 216V215H68ZM130 216H132V215H130ZM130 216L128 215V217L130 218ZM144 216V215H143ZM143 216H140V218H142ZM145 216H146V214H145ZM158 215H157V219H159L158 217H159ZM162 216V215H161ZM175 216V215H174ZM173 216V217H174ZM181 216V215H180ZM61 217V216H60ZM71 216H70V218H72ZM122 216H120V218H121ZM136 217H138V216H134V219L136 218ZM182 217L183 216H181V219H182ZM249 217V220L251 221V220H256V222L255 221H253L252 223L254 224V222H255V224H256V226H255V224H254V227L252 226V225H250L251 227H252V229H254V228H259V231L256 233V234H254V235H252L251 236V241H250V248L248 247H246V246H244L243 247V250H241V249H238L240 246H238L237 244H231L232 245V247H235V245H237V248L235 247V249H237V250H239V252L237 251V252H235V251H232L230 248L231 247H229L228 245H227V243L225 244V243H222V244H218L217 246H215L214 247V250L215 251H212V247L211 248H205V247H203V246H200L199 247V245H196L197 247H196V249H195V247H194V245L196 244V242L198 241L197 240V236H199L198 235V231H200L201 230V228H199V225H201L202 223L204 224V226L206 225V226H208V227H210V228H212V229H214L216 232H217V230L216 229H219L220 230V228L222 229H224V226H226V228H230V226H234L235 224H236V221L235 222H232V221H234L233 219H232V221L230 222V221H227V220H225V219H228V218H237V220L238 219H246V218H248ZM69 218V219H70ZM118 218V219H117ZM145 219L144 220H146V217H144ZM180 218V217H179ZM68 219V218H67ZM122 219H123V217H122ZM127 219V218H126ZM130 219H133L132 217L130 218ZM155 219H156V217H155ZM155 219H153V221L155 220ZM117 220V221H116ZM143 220V222H145ZM183 220V219H182ZM184 220H185V218H184ZM41 221V222H40ZM58 221V222H57ZM69 221V220H68ZM87 221V222H86ZM116 221V222H115ZM123 221H124V219H123ZM152 221V220H151ZM248 221V220H247ZM249 221V222H250ZM56 222H57V224H56ZM61 222H63V221H61ZM73 222H74V224H73ZM127 222L129 223L130 221H128L127 220ZM184 222V221H183ZM240 222H242V221H240ZM124 223V222H123ZM146 223V222H145ZM193 223V222H192ZM122 224V223H121ZM142 224V223H141ZM147 224V223H146ZM146 224L145 225H143L144 227H146ZM153 224V223H152ZM239 224V223H238ZM240 224H242V223H240ZM114 225L117 227V229L114 227ZM157 225V224H156ZM191 225V224H190ZM122 226H123V224H122ZM136 226V227H135ZM142 226V227H143ZM56 227H59L58 229L56 228ZM55 228L57 229V230H59V232H60V234L59 235H55V231H56V233H57V230H55ZM72 228H76L77 229V233L75 234V233H72L70 230L72 229ZM119 228H121V225H120V227ZM147 229L149 228V227H146ZM145 228V229H146ZM192 227L191 226H189V229H191ZM225 228V229H226ZM232 228V227H231ZM129 228H127V230H128ZM155 229H157V228H155ZM200 229V230H199ZM205 229V228H204ZM55 230V231H54ZM158 230V229H157ZM157 230H154V232L155 231H157ZM227 230V229H226ZM235 230V229H234ZM243 230H244V228H243ZM74 231H75V229H74ZM122 231H123V228H122ZM165 231H166V229H165ZM164 231V232H165ZM202 231V230H201ZM207 231V230H206ZM257 231V230H256ZM134 233V235L136 236V237H138V239H139V237H141L140 238V240L138 241L137 240V245H139V246H133V248H132V246L131 247H127L128 245L130 246V244H131V242H129V240H130V238H132L131 236H133L132 234H131V236H130V234L129 233ZM163 232V233H164ZM208 232V231H207ZM224 232V231H223ZM233 232V231H232ZM235 232H236V230H235ZM20 235H19V234ZM38 233V234H37ZM225 233V232H224ZM223 233V234H224ZM227 233V232H226ZM177 234H179L178 232H177ZM230 234V233H229ZM233 234H235V233H233ZM250 234V233H249ZM143 235V236H142ZM149 235H151L150 236V238H151V241H150V239L148 238V237H146V236H149ZM164 235V234H163ZM162 235V236H163ZM174 235V234H173ZM201 235H202V233H201ZM212 235V234H211ZM218 235H220V232H219V234ZM222 235V234H221ZM67 236L69 237V238H67ZM119 236V237H118ZM177 236H179V235H177ZM176 236V237H177ZM205 236V235H204ZM227 235H225V237H226ZM229 236V235H228ZM30 237V238H29ZM134 237V236H133ZM159 237V236H158ZM170 237V236H169ZM176 237H174V239H176ZM211 237V236H210ZM220 237H223V235L222 236H220ZM245 237V236H244ZM71 238V239H70ZM163 238V237H162ZM168 238V237H167ZM171 238V237H170ZM206 240H207V238L206 237H204ZM212 238V237H211ZM246 238H248V239H250V235L248 236V237H246ZM27 239V240H26ZM66 239V241H67V239H70V241H72L73 239H75L74 241H77L76 243H77V245H76V243H75V247H72L71 246V244L69 243L70 241H68V245H63V243H64V240ZM166 239V238H165ZM169 239V238H168ZM203 239V238H202ZM208 239H210L209 237H208ZM220 239L221 238H219V241H220ZM229 239V238H228ZM22 240H25L26 241V243L27 244H25V245H23V247L24 246H26V247H28V250H27V248H25L26 249V251H25V249L23 250H21V248H22V245H20L21 247H17L18 248V250H16V247H15V242H16V244H17V242H19L18 244H20V241H22ZM157 240V239H156ZM161 240V239H160ZM211 240V243H212V239H210ZM216 240V239H215ZM33 241L35 242V243H33ZM66 241H65V243H66ZM74 241H72V242H74ZM162 241V240H161ZM160 241V242H161ZM223 241V240H222ZM229 240H227V242H228ZM234 240H232V242H233ZM236 241V240H235ZM234 241V243H236ZM1 242V243H2ZM23 242V241H22ZM135 242V241H134ZM134 242H133V244H134ZM171 242H172V240H171ZM206 242V241H205ZM204 242V243H205ZM214 242V241H213ZM225 242V241H224ZM230 242V241H229ZM231 242V243H232ZM0 243V244H1ZM64 243V244H65ZM112 243H114V245L112 244ZM157 243V242H156ZM155 243V244H156ZM163 243V242H162ZM210 243V246L212 245L213 246V244H211ZM238 243H240V241L238 242ZM14 244V245H13ZM22 244H24V243H22ZM29 244V245H28ZM111 244H112V250H111ZM202 244V243H201ZM13 245V246H12ZM30 245H32V246H30ZM48 245H49V247H48ZM135 245V244H134ZM162 245H164V244H162ZM230 245V246H231ZM70 248H69V247ZM155 246V245H154ZM178 246H179V244H178ZM12 247V248H11ZM150 247V246H149ZM148 247V248H149ZM151 247H152V245H151ZM150 247V248H151ZM207 247V246H206ZM12 249L11 251H10V249ZM29 248H31V249H29ZM49 250H48V249ZM109 248H110V250H109ZM197 248H199L198 250L199 251H202V253L203 252H205V254L204 255H206L205 257H202V256H199V255H197L196 253V255L194 254V252L197 250ZM14 249L16 250V252L14 251ZM4 250L2 251V252H4ZM46 250H48V252H50L51 251V253H49V254H47V251ZM113 250V251H114ZM139 250V249H138ZM170 250V249H169ZM175 250V249H174ZM197 250V251H198ZM261 250V249H260ZM18 251H21V252H18ZM24 251V252H23ZM56 251V252H55ZM57 251H59V252H57ZM110 252H109V254H110ZM115 252V251H114ZM136 252V251H135ZM148 252H152V251H148ZM5 253V252H4ZM3 253V254H4ZM44 253H46V255L44 254ZM160 253V252H159ZM180 253H182V254H184V255H182V256H185V259L182 257V259H184L183 261H181V258L179 257V255H180ZM201 253V252H200ZM97 254V255H96ZM133 255H134V253H132ZM131 254V255H132ZM145 254V253H144ZM152 254V253H151ZM150 254V255H151ZM1 255H2V253H1ZM129 255V254H128ZM130 255V256H131ZM203 255V254H202ZM114 256V257H115ZM144 256H146V255H144ZM160 256H162V255H160ZM171 256V255H170ZM101 257H103V256H101ZM141 257H143V254H142V252L141 251H138L133 257H132V259L131 260H133V259H135V260H139V259H141V261L140 262H138V264H146L147 262H148V259H149V257H148V259L147 258H145V257H143V258H141ZM152 257V256H151ZM1 258V257H0ZM104 258H106V260H107V256H105ZM108 258H110L109 257V255H108ZM125 258V257H124ZM129 258V257H128ZM161 258V257H160ZM164 259H165V257H163ZM100 259V258H99ZM102 259V258H101ZM100 259V260H101ZM113 258H111V259H109L108 261H110L111 262V260H112ZM127 259V258H126ZM163 259V260H164ZM167 259V260H168ZM66 260V261H65ZM69 260V261H68ZM88 260V263L90 262V264L92 263V261H93V259H92V261H89ZM97 260V259H96ZM129 259H127L126 261L127 262H130L131 260H129ZM54 261V262H53ZM99 261V260H98ZM119 261H120V259H119ZM126 261H124V262H126ZM67 262V263H66ZM84 262V261H83ZM83 262H81L82 264H84ZM94 262V261H93ZM97 262V261H96ZM115 262V261H114ZM123 262V261H122ZM131 262H133V261H131ZM164 262V261H163ZM36 263H34V264H36ZM68 263V264H69ZM80 263V264H81ZM87 263V261H86V264H88ZM102 263H103V261H102ZM158 263V262H157ZM156 263V264H157ZM12 264H14V263H12ZM72 264V263H71ZM79 264V263H78ZM93 264H95V263H93ZM100 264V263H99ZM108 264V263H107ZM117 264V263H116ZM125 264V263H124ZM127 264V263H126ZM130 264H132V263H130ZM164 264V263H163Z\"/></svg>","mask_w":264,"mask_h":264}]
</instances>
